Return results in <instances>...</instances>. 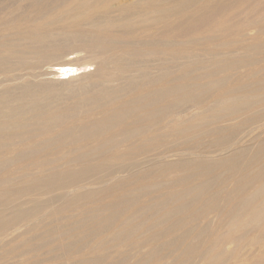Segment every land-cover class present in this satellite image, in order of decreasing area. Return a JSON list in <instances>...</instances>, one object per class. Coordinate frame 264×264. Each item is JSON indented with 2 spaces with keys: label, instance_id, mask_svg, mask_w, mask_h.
<instances>
[{
  "label": "bare ground",
  "instance_id": "1",
  "mask_svg": "<svg viewBox=\"0 0 264 264\" xmlns=\"http://www.w3.org/2000/svg\"><path fill=\"white\" fill-rule=\"evenodd\" d=\"M4 1V0H3ZM19 1V0H18ZM27 2V1H26ZM4 4V3H3ZM18 5L16 6V4H15V9L13 10V11H10V13H7L5 10H3V8H5V5H4V7H3V5H2V7H1V9L3 10V13H7L6 15H9V14H11V15H9V16H7L8 17V20L6 21V15L4 16V18H1L2 17V15H1V19L3 20V19H5V21L4 22H2V20H0V31H1V33H0V62H5V63H10L11 65L13 64V65H17L16 63H18L19 65H17V67L19 66V68L20 69H18V70H22L21 68L22 67H24V65L21 67V64H23V62H19V61H22V58H20V56L24 53V56L26 55V53L28 52L29 54L30 53H32L33 55H36L37 56V58L36 59H38V55H39V53H41L42 51H45L46 50V53H45V55H47V54H49V50H54L56 47V49H58V45L60 44L59 42H61V43H63V45L65 46L67 43L68 44H70L71 45V43H69L70 41H72V42H75V43H77L78 42V46L77 47H75V49L73 48V47H70L69 49L71 50V48H72V52H73V49H74V51H76V48H79V50L76 52V55L78 54V52H80L79 53V55H74V53H73V55L74 56H71L72 54H63V53H65L67 50H65V52L63 51L61 54H59V56L61 55L62 56V54H63V57L65 56V59H63L62 60V62L64 63L65 61H66V65L68 66V68L66 67L65 68V66H64V64L62 65H60V66H64V69H62V68H60L58 71H52V72H49L50 71V69H49V67L51 68V66H49V67H47L48 69H49V71H48V73H45L44 75H46V76H43V77H41L40 76V78L38 79L37 77H35V78H37L36 79V81H34V79L32 80V79H27L26 77H24L26 74H27V72H26V74L23 76V78H25V79H23L22 80V78H20L19 79V82L17 81V82H14V83H12V84H5V86L3 87V88H1L0 89V96L1 95H4V94H9L10 92H14L15 91V93L17 92L18 93V91L17 90H22V93H23V91L26 93V92H33L34 93V95H35V93H36V95L38 96L39 94H37V91L36 90H38L39 91V89L40 88H42V86H44V83H45V86H47V85H49V84H57V86L58 85H64L65 86V89L67 90H69V88L71 89L72 87H76V86H78V88H80L79 86V83H81V81L83 80V79H86V77H88L89 76V79L92 77V78H94L96 81L97 80H99V82H100V79H96L95 78V75H96V77H99V76H101L102 77V75H99V72H101L102 70H103V68L101 69V67L100 66H96V67H94L95 68V70H94V72H92V74L89 72V74L88 75H85L86 73L85 72H88V70L87 71H85L84 72V70L85 69H83L81 72H83V73H85L83 76H84V78L82 79V77L80 76V77H78V76H76L75 74H73V72H74V66L72 65L73 64V62H75L74 64H77L76 62H78L77 60H79V63L84 59V61L86 62V64L87 63H89V64H91L92 63V61H94L95 62V60H96V53L93 55V57L95 56V60H92L91 58H88L89 60L91 59L92 61H89V60H85V55H84V57H83V54H82V56H81V58H80V55H81V50H80V46L79 45H81V44H79V42L81 43V42H85V43H88V44H90V45H96V46H100L101 48H103V49H106V48H108L109 49V47L110 46H114L113 44L111 45V43L109 42V40L111 41L112 40V42H113V40H118V39H122V38H124V39H122V40H127L129 37H131V39H133V41H134V39H138V38H145V40L147 39V37H151V40H152V38L154 37H162L163 36V38H161V39H165V37H169V38H171V37H181V38H183L182 36H185V35H187V37H189V34H191V33H200L201 35H203V31L204 30H208V31H211V33L213 32V34L215 33V32H217L218 34H220V36H224V37H222V38H224L225 39V37L227 36V34H228V32L227 31H225L224 30V27L225 26H228V28L227 29H229V27H230V29H231V25L233 26V25H240V26H245L244 28H237V27H234V29H231V30H233L234 32H235V29L237 28V30H236V32L235 33H237V36L238 35H240V36H250V35H248V33L246 32V31H244L245 30V28L247 27V26H251V25H255L256 27H257V30H256V32H255V34H253L254 36H253V38L252 37H249V38H246V39H242V37H241V40H246V41H250V42H246V43H243V41H242V43L240 44L239 43V46H237V47H235L231 42H228V45L229 44H232L234 47H230L231 49L230 50H232L233 48L235 49H233L235 52H231L228 48H229V46L227 45V41L225 42V43H223L222 44V48L224 47V49L226 50V48H227V50H229L231 53H234V55L233 54H230V55H228V56H230V58L227 56V59H229V61H230V59H231V61H230V63L227 61V60H225V61H227V63H229V64H227V65H229V68H227V69H230V66H232L231 67V70H232V68H233V66L234 65H236V66H238L239 64H240V68H244L243 66H241V64H246V63H249V64H251V65H253V64H256V65H258V63L256 62V60H255V58L257 59V55H259V54H261L262 52H264V40L263 41H260V42H252L251 40L253 39V40H258V39H260V37H261V35L263 36V34H264V0H30V2H27V4H19V3H17ZM242 5H245L244 7H242ZM241 6V9H242V11H241V13L239 12L238 13V18H236V19H233L232 18V16L231 17H229L228 18V14H230L229 12H230V10H232L233 8H239ZM6 9V8H5ZM240 9V8H239ZM238 9V10H239ZM1 10V11H2ZM5 11V12H4ZM2 13V14H3ZM235 13V12H234ZM236 14V13H235ZM236 16V15H235ZM6 17V18H5ZM232 19H233V22H232ZM236 20V21H235ZM231 23H233V24H231ZM50 24H57L58 26H55V27H49V25ZM229 24H230V26H229ZM249 26V27H250ZM239 27V26H238ZM251 27H253V26H251ZM240 29V30H239ZM247 29V28H246ZM250 29V28H249ZM248 29V30H249ZM255 29V28H254ZM252 30V29H251ZM254 31V30H253ZM253 31H251V32H253ZM250 32V31H249ZM250 32V33H251ZM224 34V35H222V34ZM205 34V33H204ZM230 34V33H229ZM252 34V33H251ZM226 35V36H225ZM197 37H200L199 36V34L198 35H196ZM203 36H204V38H205V41H204V38H203ZM203 36H201L202 38H203V41L206 43V41L208 40V38L207 37H205V35H203ZM211 36H212V34H211ZM215 36H216V34H215ZM218 36V35H217ZM217 36H216V38H215V41L216 40H218L217 39ZM228 36H230V35H228ZM236 36V35H235ZM125 37H128V38H125ZM156 37V38H157ZM177 37V38H178ZM190 37H192L191 35H190ZM195 37V36H194ZM200 37V38H201ZM209 37V36H208ZM213 37V39H214V36H212ZM219 37V36H218ZM174 38V39H175ZM176 38V39H177ZM186 38V37H185ZM201 38V39H202ZM238 37H236L235 39L234 38H232V39H234V40H236ZM250 38H252V39H250ZM263 38H264V36H263ZM160 39V40H161ZM171 39H173V38H171ZM171 39H166L168 42L169 41H171ZM178 39H180V38H178ZM199 39V38H198ZM210 39V38H209ZM219 39H221V38H219ZM226 39L228 40L229 38H227L226 37ZM261 39H262V37H261ZM145 40H143V41H145ZM150 39L148 38V41H149ZM182 40V39H181ZM186 40H189V41H186V46H187V42H190L189 44H191L192 42L191 41H193V43H194V41H196L197 40V38H196V40H193V38H192V40L191 39H186ZM191 40V41H190ZM231 40V39H230ZM229 40V41H230ZM233 40V41H234ZM240 40V39H239ZM240 40V41H241ZM63 41V42H62ZM65 41H69V42H65ZM77 41V42H76ZM119 41V40H118ZM128 41V40H127ZM133 41L131 42V43H133ZM147 40L145 41V43H147L148 42ZM153 41V40H152ZM151 41V42H152ZM167 41H163V43L161 42V46H164V45H166V43H168ZM173 41V40H172ZM179 41V40H178ZM199 41V42H198ZM197 41V43L199 44V45H201V46H203V43L201 44V42L200 41H202V40H198ZM202 41V42H203ZM222 41H224V40H222ZM238 41V40H237ZM237 41H235V42H237ZM259 41V40H258ZM115 42V41H114ZM120 42H122L121 40H120ZM124 43L126 42V41H123ZM136 42H138V40L136 41H134V43H136ZM150 42V44H153L154 45V43L153 42H155V41H153L152 43ZM160 42V41H159ZM164 42H166L165 44H164ZM175 42V41H174ZM180 42V41H179ZM178 42V45L179 44H182V42H183V40L181 41V43H179ZM218 42V41H217ZM239 42V41H238ZM237 42V43H238ZM57 43H59V44H57ZM75 43H73L74 45H71V46H76L75 45ZM140 43H142V42H140ZM149 43V42H148ZM148 43H147V45H148ZM158 42H156L155 44H157ZM176 44H177V41L175 42ZM204 43V44H205ZM211 42H209L208 44H210ZM213 43H215V42H213ZM219 43V42H218ZM55 44H57V46L55 47ZM83 44V43H82ZM115 44H117V41H116V43ZM119 44L120 43H118L117 45V47H118V49L119 48H121V50H123V48L125 49V52H123V53H126V54H128L130 57H132V56H134V58H135V55H137V54H139V52H137V51H140V50H134V49H136V48H133V47H135V45L134 46H130V45H128L127 43V46L126 45H124V46H122V47H119ZM122 44V43H121ZM137 44V43H136ZM162 44H164V45H162ZM173 44V45H172ZM198 44H196V45H194V46H197ZM54 45V46H53ZM138 46H139V43L137 44ZM142 44H140V46H141ZM145 45V44H144ZM146 45V46H147ZM212 44H210V46H211ZM226 45L228 46V47H226ZM62 46V45H61ZM61 46H59V47H61ZM64 46H63V48H64ZM149 46V45H148ZM152 46V45H151ZM154 46H156V45H154ZM154 46H152V48L154 47ZM157 46H160V45H157ZM156 46V47H157ZM167 46H169V47H174V43L172 42V43H169V45L167 44ZM166 46V47H167ZM175 46H177V45H175ZM184 47V46H182L183 48H186L187 49V47ZM190 45H188V47H189ZM205 46H208L207 44H205ZM231 46V45H230ZM66 47H67V45H66ZM68 47H69V45H68ZM87 49H88V47H87V45L85 46ZM84 47V48H85ZM115 47H116V45H115ZM117 47H116V49L115 50H117ZM145 47V46H144ZM143 47V48H144ZM165 47V46H164ZM180 47V46H179ZM182 47L181 48H179L180 50L182 49ZM192 47V46H191ZM190 47V48H191ZM209 47V46H208ZM217 47V46H216ZM219 47V46H218ZM221 47V46H220ZM219 47V48H220ZM62 48V47H61ZM61 48H60V50H61ZM81 48H83V46L81 47ZM140 48V47H139ZM142 48V49H143ZM147 48H151V47H145V49H147ZM155 48V47H154ZM160 48H162V47H160ZM212 48H213V45H212ZM215 48V47H214ZM49 49V50H48ZM68 49V52L70 51ZM113 49H114V47H113ZM126 49L128 50V51H126ZM145 49H143L144 51H146V52H144V53H147L148 52V50H145ZM166 49V48H165ZM169 50H173V51H175V50H177V49H171V48H168ZM168 49H166V53H169V52H172V51H169ZM186 49H184V50H186ZM211 49V48H210ZM85 51H86V49H84ZM83 50V52L85 53V51ZM88 50H90V48L88 49ZM109 50H111V51H114V56L116 55L115 54V50H112L111 48L109 49ZM120 50V49H119ZM167 50H168V52H167ZM180 50H177V51H179V53H181L180 52ZM215 50H216V48H215ZM217 50H218V48H217ZM221 50V49H220ZM219 50V51H220ZM226 50V51H227ZM48 51V52H47ZM55 51H59V50H55ZM55 51H53V52H55ZM91 51V50H90ZM106 51V50H105ZM157 51V50H156ZM161 51V50H160ZM189 51V50H188ZM187 51V53H189ZM206 51H207V49H206ZM229 51H227V54H229ZM71 52V53H72ZM107 52H108V50H107ZM151 51H149V53H147V54H149V56L151 55V53L153 52V49H152V52L150 53ZM154 52H155V50H154ZM153 52V53H154ZM161 52H165L164 50L163 51H161ZM204 52V51H203ZM208 52V51H207ZM221 52V51H220ZM51 53L52 52H50V57H48V59L50 58V59H52V56L54 55H51ZM56 53L57 52H55V57L57 58V56H58V54H57V56H56ZM58 53H60V52H58ZM67 53V52H66ZM109 53V52H108ZM119 53V52H118ZM117 53V54H118ZM143 52L141 51L140 52V54H142ZM143 53V54H144ZM152 53V54H153ZM158 53V52H157ZM178 53V54H179ZM191 54H193V56L191 55V54H189V55H191L192 57H194V52H190ZM218 53V52H217ZM223 52H221V54H222ZM88 54H91V56H92V54L93 53H89V52H87V54L86 55H88ZM105 54V53H104ZM110 54H111V52H110ZM109 54V57H108V55H107V53H106V56L105 57H108V58H106V64H105V67H106V65L107 64H112V61L110 62V63H108V59H111L112 57H113V55L111 54L110 55ZM120 54V53H119ZM122 54V53H121ZM139 54V56L142 58V55H140ZM146 54V55H147ZM154 54H156V52L154 53ZM162 54V53H161ZM178 54H176L175 56H177ZM185 54V53H184ZM214 54H216V53H214ZM40 55H42V54H40ZM70 55V56H69ZM163 55H165L164 53H163ZM173 55V54H172ZM182 54H180L179 56H181ZM189 55H187V56H189ZM198 55V54H197ZM212 55V54H211ZM44 55H42V58H44V57H46L47 58V56H49V55H47V56H44ZM60 56V58H63V57H61ZM79 56V57H78ZM90 56V55H89ZM88 56V57H89ZM98 57H99V55H97ZM101 56V55H100ZM104 56V55H103ZM112 56V57H111ZM117 56V55H116ZM122 56H124V55H122ZM144 56V55H143ZM148 55H147V57H149ZM152 56V55H151ZM156 56V55H155ZM155 56H153V57H155ZM162 56V55H161ZM178 56V57H179ZM184 56V55H183ZM218 56H220V54L219 55H216V57L218 58V60H219V58L220 57H218ZM226 56V55H225ZM225 56H223V57H225ZM231 56H233V57H231ZM260 56V55H259ZM258 56V57H259ZM26 57V56H25ZM102 57V56H101ZM111 57V58H110ZM140 57H138V58H140ZM146 57V56H145ZM153 57H151V59H154ZM169 57H172V56H169ZM168 57V58H169ZM185 57V59H187L186 58V56H184ZM196 57V56H195ZM213 56H211L209 59H211V60H213V58H212ZM262 57H264V56H262ZM262 57H260V58H262ZM17 58H20V59H18V61L16 60ZM29 58H30V55H29ZM53 58H54V56H53ZM56 58H54V59H52V60H54L53 62H55L56 63ZM59 58V57H58ZM59 58V59H60ZM78 58V59H77ZM83 58V59H82ZM118 58V57H117ZM117 58H116V60H114V61H116L115 62V65H116V67H118V68H116L118 71H120L121 69H123V70H127V69H125L126 68V66L125 65H127L125 62H124V59H123V61H122V58H121V60L119 59V60H117ZM144 58V57H143ZM150 58V57H149ZM163 58V57H162ZM161 57L160 58H158V57H156V60L157 59H159V61H161L160 59H162ZM216 58V59H217ZM31 60H32V56H31V58H30ZM33 59H34V57H33ZM35 59V60H36ZM45 59V58H44ZM58 59V60H59ZM77 59V60H76ZM101 59H104L103 57L101 58ZM114 59H115V57H114ZM132 59V58H131ZM145 59V58H144ZM143 59V60H144ZM174 58L172 57L171 59H169V60H173ZM182 59H184V58H182ZM215 59V61H217ZM39 60V59H38ZM57 60V63H56V65L58 64V62H60L61 63V61L59 60L58 61ZM74 60H76V61H74ZM98 60H99V58H98ZM112 60H113V58H112ZM126 60H127V58H126ZM129 60H130V58H129ZM129 60H128V62H129ZM138 61V59H135V61ZM188 60V59H187ZM186 60V61H187ZM205 60H206V58H205ZM220 60H222V61H224L223 60V58H221ZM263 60H264V58H263ZM262 60V61H263ZM43 61V60H42ZM49 61V60H48ZM89 61V62H88ZM101 60H99V62H100ZM103 61V60H102ZM101 61V62H102ZM136 61V63H138ZM154 61V60H153ZM158 61V60H157ZM157 61H155V63H158V65L159 66H161V68H162V70H167V66L169 67V66H171V65H169V64H167V63H164V62H167V61H165V60H163L164 62V65H165V67H164V65H163V63H162V61L161 62H157ZM189 61V60H188ZM191 61V60H190ZM199 61V60H198ZM224 61V62H225ZM16 62V63H15ZM26 62V61H25ZM29 62V61H28ZM50 62H51V60H50ZM49 62V63H50ZM72 62V64H69V63H71ZM127 62V63H128ZM143 62H145V61H143ZM152 61H150V64H148L149 65V67L151 66V64H153L154 62H152ZM172 62V61H171ZM173 62H175L174 60H173ZM200 62H201V60L198 62L199 64H200ZM203 63L205 62V61H202ZM214 62V61H213ZM254 62H256V63H254ZM5 63H3L4 64V66H5ZM15 63V64H14ZM21 63V64H20ZM31 63H32V61H31ZM43 63H44V65H46V64H48L49 65V63L47 62L46 63V61H43ZM43 63L41 64V65H43ZM46 63V64H45ZM59 63V64H60ZM114 63V62H113ZM130 64L132 63V62H129ZM128 63V66H129V69H130V67L132 66V65H130ZM145 63H147V62H145ZM161 63H162V65H161ZM203 63H201V65L203 64ZM217 63V62H216ZM219 63H220V61H219ZM218 63V64H219ZM253 63V64H252ZM3 64H2V66H3ZM25 64V63H24ZM29 64V63H28ZM37 64V63H36ZM82 64H84V62L82 63ZM86 64H84L82 67H86L87 65ZM88 64V65H89ZM93 64V63H92ZM91 64V65H92ZM96 64V63H95ZM95 64H94V66H95ZM110 64V65H111ZM139 64H142V59H141V63L139 62ZM138 64V66H139V68H140V66H142V65H139ZM173 64H175V63H173ZM209 64V63H208ZM213 64H215V63H213ZM211 65V66H209V70L210 71H212L213 69H215L216 70V68H217V65H215V67H213L214 65ZM222 64V63H221ZM221 64H219V65H221ZM226 64V63H225ZM263 64V63H262ZM1 65V64H0ZM31 65V64H30ZM50 65H52L51 63H50ZM54 65V64H53ZM79 65V64H78ZM77 65V66H78ZM90 65V66H91ZM98 65H100V64H98ZM101 65H104V62L103 63H101ZM134 65V64H133ZM157 65V64H156ZM155 65V66H156ZM157 65V66H158ZM204 65V64H203ZM201 66V69H202V67H203V69H204V66ZM218 65V66H219ZM247 65V64H246ZM245 65V66H246ZM251 65H247V66H251ZM3 66V67H4ZM35 66V65H34ZM55 66V65H54ZM59 66V65H58ZM76 66V65H75ZM76 66V67H77ZM125 68H124V67ZM143 66H144V64H143ZM143 66L141 67V68H143ZM145 66H146V64H145ZM247 66H246V69L247 70H250V67L249 68H247ZM259 66V65H258ZM3 67H1V68H3ZM37 67V66H36ZM42 66H40V69H43V68H41ZM81 67V66H80ZM102 67H104V66H102ZM107 67H110V66H107ZM114 67V66H113ZM113 67H111V68H113ZM123 67V68H122ZM136 68H134V70H136V69H138V67L137 66H135ZM153 67V69H155L154 68V65L152 66ZM166 68V69H164V68ZM182 67V66H181ZM189 67V66H188ZM187 67V68H188ZM221 67H224L225 69H226V67H228V66H224V65H222ZM220 66L218 67V68H220V69H222ZM254 67V69H255V65L253 66ZM260 67H263V66H260ZM0 68V69H1ZM53 68V67H52ZM51 68V69H52ZM57 68V67H56ZM94 68H92V66H91V71H93L92 69H94ZM115 68V67H114ZM146 68V67H145ZM147 68H148V66H147ZM183 68V67H182ZM191 68V67H190ZM207 68V67H206ZM205 68V69H206ZM236 67L234 66V69H235ZM239 68V69H240ZM4 70H5V67L3 68ZM26 69V68H25ZM25 69H23V71L22 72H24V70ZM29 69V68H28ZM31 69V68H30ZM29 69V70H30ZM45 69V70H44ZM43 70L44 71H46V68H44ZM87 69V68H86ZM115 69V70H116ZM120 69V70H119ZM128 69V70H129ZM169 69V72H172V70H171V68H168ZM181 69V68H180ZM184 69V68H183ZM189 69V68H188ZM201 69H199V70H197V71H200ZM205 69H204V71H205ZM245 69V68H244ZM258 69H259V67H258ZM258 69H256V72H255V70H254V73H253V71H252V73H250V75H247V80H249V81H247L246 83H242L241 85L239 84V86L238 87H236V89H233V88H227V89H225V91H223V92H220V91H222V89L223 88H221V87H219V85H220V82H216L215 80H213L215 77L214 76H217V78L219 77V75L221 76V73H219V75L217 74V72H219V69H218V71L216 70L215 72H214V78L212 79L210 76V80H211V82H215V83H213V84H209V85H207V87H205L204 88V86H206V85H204L202 82V84H203V87L202 88H204L202 91H203V93L205 92L206 94H208V96L207 95H205L206 97H209V94H210V92H213L214 93V91H215V89H217V88H215V87H218L219 89L218 90H220V88H221V90L219 91V93H218V95L216 94L215 96H219V98H215V96H214V94L212 95V96H214L213 98H215L216 100H214V102H212V103H214L213 104V106L212 107H210V109H209V111L212 113V114H210L208 117H203L202 115L201 116H194V117H196V118H194V119H196V121L194 122L193 121V124H191V126L190 127H188V126H186V125H184L186 128L184 129V131L185 132H187V130H188V132L189 131H191L192 129H194V128H198V131H193V132H191L190 133V136H193V135H196L197 133V135H200V136H203L204 138H210V140H209V143H207V144H204L203 143V145L201 144H198L197 142H200V140L198 141L197 140V144L199 145V146H204V147H215V148H213L212 150H210V151H207L206 149H204V150H206V151H201V153H204L205 155L204 156H202V158H204L203 159V162H205V163H200L201 161H202V158L200 159L201 161H199V163H195L196 161H194V160H197L196 158L194 159V158H191L190 160L191 161H193V162H191L190 160H188L187 162L189 163V164H185V162L184 161H182V163H184V165H189V166H194V165H196L197 166V168H196V166H195V168L196 169H198L199 171H200V175H202V174H204V175H209L210 176V174H212L213 175V173H211V172H213V171H216V170H219V169H221L219 172L220 173H218L217 175H215V172H214V176H211V177H208V179L207 180H205V182H202L201 184H199V185H195L196 187L194 188V185H190L189 183V185H190V191H189V186L187 187V186H185V187H187L188 189V191L190 192L189 194L191 195V193L193 194V192L196 190V192L197 193H199V192H201L202 194H206V193H208V192H210V191H212L214 188L216 189V186H218V185H223V184H221L222 182H226L227 183V181L228 180H230L229 182V185H230V188H227L226 187V185L228 184H226L225 185V187L227 188H224V185H223V188L224 189H222L221 191H220V189H219V191H217V190H215V191H217V192H214V194H216V196H217V194H219V195H221V193H224V195L222 196V199H220V200H218L217 198H216V196L215 197H211L210 198V200H209V202H206L207 204V206L208 205H210V206H214V208H213V211H214V209H217L218 207H221L222 206V208H223V213H226V214H224L225 215V217H227V218H229V220H232V219H235V217H237V216H241V217H245L244 218V223H245V225L247 224V226L248 225H250V224H253V223H255V224H258V223H264V139H262L261 137L264 135V69L262 68V70L263 71H261L260 69H259V71H261V72H257V70ZM42 70V71H43ZM127 70V72H129ZM142 70V69H141ZM140 70V71H141ZM148 71H149V68L147 69ZM150 70H152V68L150 69ZM156 70H159L158 68H156ZM156 70H153L154 72L156 71ZM180 71L179 69H176V72H178V71ZM190 70H192V69H190ZM189 70V71H190ZM223 70V69H222ZM231 70H228V71H231ZM238 70V69H237ZM237 70H235V72L237 71ZM12 71V70H11ZM11 71L10 70H8V73L10 72L11 73ZM14 71H16V69L14 70ZM26 71H28V70H26ZM31 71H34V72H36L35 70H33V68H32V70ZM90 71V70H89ZM96 71V72H95ZM118 71H116V72H118ZM160 71V70H159ZM168 71V70H167ZM174 72H175V70H173ZM185 71V70H184ZM193 71V70H192ZM203 71V72H204ZM206 71H208L207 69H206ZM205 71V72H206ZM209 71V72H210ZM224 71V70H223ZM222 71V72H223ZM227 70H225V72H226ZM227 71V73L229 74V72ZM233 71V70H232ZM230 72V76H232L231 75V73H233V72ZM1 72H2V69H1ZM0 72V73H1ZM18 72V71H17ZM19 72H21V71H19ZM21 72V73H22ZM30 72V71H29ZM28 72V73H29ZM103 72V74H104V71H102ZM102 72H101V74H102ZM108 72V71H107ZM120 72H122V71H120ZM123 72H126V71H123ZM133 72H135V71H133ZM139 72V71H138ZM142 73L143 72H145V71H141ZM151 73H149L148 72V76H149V74L151 75L152 74V71H150ZM161 72V71H160ZM164 72V71H163ZM163 72H162V74H163ZM191 72V71H190ZM190 72H187V73H189L188 75H189V80H194V81H197V79H195L194 77L193 78H191L190 79V77H192V75H191V73ZM202 71H200L199 73L201 74V75H205V74H203V72L201 73ZM251 72V71H250ZM5 73V72H4ZM7 73V72H6ZM8 73L7 74H3V73H1V74H3L6 78V80H7V75H8ZM12 73H14V72H12ZM25 73V72H24ZM37 73L39 74V75H41L38 71H37ZM119 73V72H118ZM132 73V72H131ZM129 74V73H124L125 75H127L128 74V78H129V80L131 81V80H134V77L136 76H134V74L132 73V74ZM140 73V72H139ZM138 73V74H139ZM142 73H140L139 75H141L142 76ZM166 73V72H165ZM173 73V72H172ZM185 73V72H184ZM215 73H216V75H215ZM224 73V72H223ZM222 73V74H223ZM239 73V72H238ZM248 73H249V71H248ZM14 74H16V73H14ZM30 74H31V72H30ZM30 74H27V75H30ZM78 74H82V73H78ZM77 74V75H78ZM111 74V73H110ZM113 74H114V72H113ZM120 74V73H119ZM122 74V73H121ZM120 74V77L123 75H121ZM136 74V73H135ZM138 74H137V76H138ZM144 75H145V73H143ZM157 74V75H156ZM156 76H158L159 77V79L162 77L163 78V75H167V74H169V75H172L171 73H168L167 72V74H163V75H161V76H159L158 75V71L156 72ZM160 74V73H159ZM178 74V73H177ZM176 73L174 74L175 76V78L174 79H176V75H177ZM180 74H183V73H179V75ZM200 74L198 75L200 78H201V76H200ZM225 74V73H224ZM223 74V75H224ZM243 74V73H242ZM245 74V73H244ZM243 74V75H244ZM2 75V76H3ZM10 75H12V74H10ZM17 75V74H16ZM15 75V77H17ZM51 75V76H50ZM55 75H57V76H55ZM98 75V76H97ZM106 75H109V73H106L105 72V77H103L104 78V80H105V78H106V81L108 80V78L109 79H111L112 78V76H115L116 74H114V75H110L111 77H108V76H106ZM125 75L123 76V79H125L126 81H127V77H125ZM130 75V76H129ZM134 76L133 77V79H131V77L132 76ZM188 75H184L183 74V78H184V76H188ZM191 75V76H190ZM222 75V76H223ZM226 75V74H225ZM243 75H241L242 77H243ZM1 76V75H0ZM22 76H20V77H22ZM148 76L146 75L145 77L148 79ZM152 77L150 78L151 79V81H149V80H147V79H145V80H147V82H152V83H154V81L152 80V78H153V76L154 75H151ZM155 76V77H156ZM182 76V75H181ZM195 76V75H194ZM227 77H229L230 79H232L229 75H226ZM226 76H224L225 78H227ZM245 76V75H244ZM8 77H9V75H8ZM14 76H13V78H15ZM28 77V76H27ZM39 77V76H38ZM119 77V78H120ZM144 77V76H143ZM143 77H140V79L142 78V79H144ZM150 77V76H149ZM154 77V78H155ZM158 77H156L157 79H155V80H157L158 81ZM206 77H207V75H206ZM205 76H204V80H205V78H206ZM208 77V78H209ZM238 77V79H242V78H240L239 76H237ZM236 77V78H237ZM2 78V77H1ZM118 77H114V81H116L115 79H117ZM122 78V77H121ZM137 78H139V77H137ZM136 77H135V80L137 81V82H135L136 84L138 83V87H141V85H143V81L141 82V85L139 84L140 82H138V80H140V79H137ZM153 78V79H154ZM162 78H161V80H162ZM166 78H167V76H166ZM172 78V79H173ZM181 78V80H185V79H183L182 77H179V79ZM197 78V77H196ZM246 78V77H245ZM9 79V78H8ZM16 79V78H15ZM18 79V78H17ZM94 79H90V80H92V85H96V84H93L94 82H93V80ZM164 79V78H163ZM173 79V80H174ZM178 79V78H177ZM176 79V80H177ZM179 79H178V81H179ZM199 79V78H198ZM202 79V78H201ZM229 79V80H230ZM234 79V78H233ZM89 80V81H90ZM94 80V81H95ZM118 80V79H117ZM128 80V81H129ZM134 80V81H135ZM161 80H159V81H161ZM169 80H171V78H169ZM175 80V81H176ZM191 80V82H193ZM209 80V79H208ZM207 80V81H208ZM213 80V81H212ZM228 80V81H229ZM237 79H235L234 81H236ZM9 81H11L10 79H9ZM8 81V82H9ZM15 81V80H14ZM103 83H104V81H103V79L101 80ZM120 81V80H119ZM122 81V80H121ZM126 81H124V82H126ZM133 81V82H134ZM162 81H164V80H162ZM167 81V80H166ZM186 81V80H185ZM201 81V80H200ZM238 82H240V80H237ZM241 81H243V80H241ZM4 82V81H3ZM8 82H5V83H8ZM11 82H13V81H11ZM37 82H38V84H41V83H43L42 85H40L41 87H39V85H37ZM88 82V81H87ZM111 82L112 83H110V82H108L109 84H111L110 86H111V88H109V89H113V83H115V82H113V80H111ZM132 82V81H131ZM187 82H188V77H187ZM189 83V84H191L190 85V87L192 88V93L190 92L191 91V89L188 87V85H187V87L190 89V91H189V89H188V91L191 93V95H193L194 93H197V91H199L200 89L199 88H201V86H202V84H200L199 85V83H197V86H198V88H196L197 86H196V83L195 82H193V83ZM198 82V81H197ZM205 82V81H204ZM233 82V81H232ZM46 83H47V85H46ZM90 83V84H91ZM97 83V82H96ZM101 83V82H100ZM100 83H98L97 84V86L96 87H98L99 85H100ZM106 83V82H105ZM108 83H106L107 85H108ZM121 83V82H120ZM119 83V84H120ZM127 83V82H126ZM126 83H124V84H126ZM134 83V84H135ZM161 83V82H160ZM164 83H165V81H164ZM167 83H168V85H169V83H172V80L171 81H167ZM176 83H178V82H176ZM183 85H186L187 83H185L184 81H183ZM195 83V84H194ZM236 83V82H235ZM82 84H83V82H82ZM106 84H105V86L103 85V86H101V87H106ZM113 84V85H112ZM116 84H118V83H116ZM118 84V85H119ZM122 84H123V81H122ZM135 84V85H136ZM145 84V83H144ZM155 84H157V83H155ZM173 84V83H172ZM171 84V85H172ZM192 84H194V86H196L195 87V90L196 89H198V90H196V92H194L193 93V85ZM227 84V83H226ZM88 85H89V83H88ZM92 85L90 86L91 87V91H93V88L95 87H92ZM128 86H129V84H127ZM130 85H131V83H130ZM133 85V84H132ZM151 85V84H150ZM163 85V84H162ZM161 85V86H162ZM164 85H166V84H164ZM178 85L180 86H182L183 88H184V86L182 85V83H178V84H176L175 85V83H174V86L176 87H178ZM221 85H222V83H221ZM220 85V86H221ZM232 85V84H231ZM44 86V87H45ZM82 86H84V90H85V88H86V86H85V83H84V85H82ZM114 86H117V85H114ZM126 85H124V86H120V87H118V88H121L122 87V89L125 87ZM147 86V85H146ZM161 86L159 87V88H161ZM167 86V85H166ZM166 86L164 87V86H162V88L164 87V90L167 92V90L165 89L166 88ZM181 86L180 87H178V88H181ZM224 85H222V87H223ZM234 87L236 86V85H233ZM232 86V87H233ZM43 87V88H44ZM51 87V86H50ZM63 87V86H62ZM67 87V88H66ZM95 87V88H96ZM100 87V86H99ZM99 87H98V89H99ZM100 87V88H101ZM132 87V86H131ZM154 86H152V87H150V88H148L147 87V89H149L148 91H152L153 89H151V88H153ZM169 87V86H168ZM174 87V89H176ZM186 87V88H187ZM46 88V87H45ZM44 88V89H45ZM52 88V87H51ZM51 88H47L48 90L49 89H51ZM60 88V87H59ZM129 89V87H125L124 89ZM134 88H137V87H135L134 86ZM133 87H132V89H134ZM171 88H173V86L171 87ZM171 88H169V89H171ZM177 88V90H176V93H177V96H178V93L179 92H177L179 89ZM182 88V89H183ZM201 88V89H202ZM215 88V89H214ZM46 89V90H47ZM61 90H63L64 89V87H63V89L62 88H60ZM63 90V91H61V92H63V93H65L66 92V90ZM97 89V88H96ZM96 89H94V90H96ZM106 89V88H105ZM126 89V90H127ZM168 89V91H169V93H172V96H173V94H176L175 93V91L174 92H171V91H173L174 89H172V90H169ZM185 89V88H184ZM214 89V90H213ZM231 89V90H230ZM43 90V89H42ZM42 90H40L39 92H40V94H41V92H43ZM46 90L43 92V94H45L46 95V93H47V95L50 93V92H52L51 90H50V92L48 93V92H46ZM47 90V91H48ZM72 90V89H71ZM70 90V91H71ZM80 90H81V88H80ZM87 91H89L88 93H90V90H88V89H86ZM126 90H124V91H126ZM136 90V89H135ZM134 90V91H135ZM140 90H141V88H140ZM163 90V89H162ZM211 90H213V91H211ZM227 90H229V91H227ZM19 91V92H20ZM36 91V92H35ZM75 91V90H74ZM78 91V90H77ZM76 91V92H77ZM82 91V90H81ZM111 91V90H110ZM123 91V92H124ZM128 91H132L131 90V88H130V90H128ZM137 91H138V89H137ZM136 91V92H137ZM147 91V90H146ZM145 90H144V92H146ZM149 92V93H151L152 95V98H150L151 100H149V104L147 105L149 108L153 105V106H156V104L158 103L159 104V101H161V99L163 100L165 97L167 98V97H169V98H171L172 99V97H171V95H168V96H164V95H167L166 94V92L164 93V92H162V93H160V91H156L155 90V88H154V91H155V94L154 93H152V92ZM55 92V91H54ZM79 93H80V91H78ZM83 92V91H82ZM98 93H100V90H98L97 91ZM96 92V93H97ZM103 92V91H102ZM141 92H142V94L144 93L142 90H141ZM180 92H181V90H180ZM183 92H184V90H183ZM200 92V91H199ZM198 92V93H199ZM217 92V91H216ZM25 93L23 94V98H24V100H25ZM68 93V92H67ZM67 93H65V95L67 94ZM75 93V92H74ZM74 93L72 94V93H70L69 92V94H72L71 96H73V99H74V97L76 98L77 96H79V100H81L80 99V97H81V95L84 93V94H87V93H85V92H83L81 95H79V93H76L75 95H77V96H75L74 95ZM95 93V95H97ZM104 93H105V91H104ZM111 93H112V91H111ZM148 93V94H149ZM168 93V92H167ZM197 93V94H198ZM204 93V94H205ZM11 94V93H10ZM28 94V93H27ZM32 94V93H31ZM101 94V93H100ZM103 94V93H102ZM118 94H120V93H116V95H118ZM124 94V93H123ZM137 94V93H136ZM185 95L186 93L184 92V93H182V95ZM196 94V95H197ZM199 94H202L201 92L199 93ZM199 94L197 95L198 97H199ZM212 94V93H211ZM210 94V95H211ZM17 95V94H16ZM15 95V96H16ZM29 95V94H28ZM34 95L32 96L31 95V97L33 98L34 97ZM45 95H44V97H45ZM47 95H46V98H47ZM49 95H56V93L55 94H52V93H50ZM59 95V94H58ZM58 95H56V96H58ZM68 95V94H67ZM92 95H94L93 94V92H92ZM91 95V96H92ZM107 95V94H106ZM112 95V94H111ZM115 95V96H116ZM145 95H146V93H145ZM150 95V94H149ZM187 95V94H186ZM203 95V94H202ZM11 96V95H10ZM10 96L8 97L9 99H7L8 101H6L5 99H3V100H5L4 102H8L9 103V100L11 99L10 98ZM14 96V97H15ZM18 96H19V93H18V95H17V99H16V101H18V99H20V97L18 98ZM20 96H22V95H20ZM40 96V95H39ZM38 96V97H39ZM41 96H43L42 94H41ZM56 96H55V98H56ZM62 96H64V94H62ZM70 96V95H69ZM70 96V97H71ZM83 96V95H82ZM86 96V95H85ZM87 96H88V94H87ZM86 96V97H87ZM98 96V95H97ZM100 96V95H99ZM108 96H109V94H108ZM108 96H105V98H107V99H109V101L113 98V97H108ZM123 96H125V94L123 95ZM139 96V97H138ZM135 95V97L138 99H140V96H141V99L142 98H144L145 96L143 95V97H142V95H141V93H140V95ZM147 97H148V95H146ZM164 96V97H163ZM177 96H175V98L177 97ZM180 96H181V94H180ZM204 96V97H205ZM4 97V96H3ZM30 97V96H29ZM51 97V96H50ZM49 96H48V98L47 99H45V101L46 100H48V102H49V98H50ZM53 97V96H52ZM65 97V96H64ZM90 97V96H89ZM94 97H96V96H94ZM104 97V95L102 96V97H100V98H103ZM182 97V96H181ZM186 97V96H185ZM190 95H189V99H190ZM7 98V97H6ZM13 98V97H12ZM23 98L20 100V101H22L23 100ZM31 98V100H33ZM34 98H36V97H34ZM54 98V97H53ZM53 98H50V100L51 99H53ZM59 97H57V99L56 100H58V102L63 98V97H61V99L59 98ZM72 98V97H71ZM78 98V97H77ZM83 99H82V102L83 103H87L86 101L88 100V99H86V98H84V97H82ZM88 98V97H87ZM97 99H99L98 97H96ZM96 98H95V100H94V98H93V101H96ZM111 98V99H110ZM115 98H120V96L118 95V97L116 96ZM134 98V97H133ZM146 98V97H145ZM180 98V97H179ZM196 98V97H195ZM200 98L202 99L201 101H203V102H206L207 100H209V98L207 99V98H203V96L201 97L200 96ZM212 98V97H211ZM13 99H15V98H13ZM29 99V98H28ZM37 99V98H36ZM35 99V100H36ZM39 99V98H38ZM38 99H37V101H38ZM40 99H41V97H40ZM64 99V98H63ZM62 99V101L63 102H65V100H63ZM86 101H85V100ZM130 99V98H129ZM127 100V99H125V100H127V101H129V102H127V101H125L124 100V98L123 99H120V100H123V101H125L124 102V105H125V103L127 102V103H131V101L130 100H132V99H130V100ZM181 99V98H180ZM184 99V97L179 101V102H177V101H175V99H172L171 101H175V102H177L178 104L180 103L181 104V101ZM193 100H194V98H192ZM192 99H190V100H192ZM203 99H206V101H204ZM27 100V99H26ZM41 100H43V99H41ZM54 100V99H53ZM53 100H51L52 101V104H53ZM66 100H70V98H68L67 97V99ZM90 100V99H89ZM100 101H101V99H99ZM99 100H97L98 102H99ZM115 102L117 101V100H119V99H117V100H115V99H113ZM145 100V99H144ZM146 100H147V98H146ZM166 100V99H165ZM169 99H167V101H168ZM198 101H199V98L197 99ZM11 101H12V99H11ZM13 101H15V100H13ZM13 101H12V103H13ZM29 101V100H28ZM36 101V102H37ZM61 101V102H62ZM75 101V100H74ZM85 101V102H84ZM91 101V100H90ZM109 101L107 100V102H106V100L104 101V98H103V101L101 102L102 104H103V102H105L104 104H106V103H108V104H106V105H108L109 106ZM112 101V100H111ZM114 101H112V103L114 104L115 102ZM123 101H121L122 103H123ZM138 101V100H137ZM142 101V100H141ZM148 101V100H147ZM147 101H144V102H147ZM174 101L173 102H171L172 104H173V108L175 109L176 107H175V105H174ZM197 101V102H198ZM211 101V100H210ZM19 102V101H18ZM23 102V101H22ZM25 102V101H24ZM23 102V103H24ZM39 102V101H38ZM44 103V100L43 101H40V104H43ZM62 102V103H63ZM70 102V101H69ZM71 102H73V100L71 101ZM79 102V101H78ZM81 102V101H80ZM82 102H81V104H82ZM118 102V101H117ZM138 102H140V101H138ZM137 102V103H138ZM186 102V101H185ZM184 102V103H185ZM192 102V101H191ZM0 103H3V102H0ZM97 103V102H96ZM112 103H111V107H112ZM126 103V104H127ZM134 103V102H133ZM131 104V106L133 105L134 106V104ZM161 103H163V102H161ZM166 103H169V102H166ZM171 103H169V104H171ZM183 103V102H182ZM193 103H194V101H193ZM200 103V102H199ZM5 104V103H4ZM18 104V107H19V103H17L16 102V105ZM21 104V103H20ZM31 104V103H30ZM34 104H35V102H34ZM54 104H57V103H54ZM64 104V103H63ZM62 104V105H63ZM67 104H68V101H67ZM71 104V103H70ZM73 104H75V103H73ZM72 104V105H73ZM77 104V103H76ZM95 104V103H94ZM98 104V103H97ZM120 104V103H119ZM117 105V106H120V105ZM135 104H136V102H135ZM141 104H143V103H141ZM164 104V103H163ZM179 104V105H180ZM198 104V103H197ZM202 104V102L199 104V105H201ZM205 104V103H204ZM1 105V104H0ZM3 105V104H2ZM7 105V104H6ZM24 106H26L27 107V101H26V103L25 104H23ZM29 105V104H28ZM87 105L88 106H90L89 105V103H87ZM91 105H92V103H91ZM124 105H122V106H124ZM136 105H138V104H136ZM135 105V106H136ZM199 105H197V107L199 106ZM206 105V104H205ZM205 105H204V107H205ZM211 105V102L209 103V106ZM8 106H10V105H8ZM8 106H7V108H8ZM30 106H36V104L35 105H30ZM29 106V107H30ZM38 106V105H37ZM37 106H36V108H37ZM57 106V105H56ZM55 106V107H56ZM58 106H60V102L58 103ZM71 106V105H70ZM78 106L79 105H76V107L78 108ZM88 106H86V107H88ZM115 107H116V105H114ZM127 106V105H126ZM130 106V105H129ZM128 106V107H129ZM130 106V107H131ZM132 106V107H133ZM141 106V105H140ZM139 106V107H140ZM157 106H159V105H157ZM156 106V107H157ZM206 106H208V105H206ZM4 107L6 108V106L4 105ZM11 107V106H10ZM21 107V106H20ZM28 107V108H29ZM48 107V106H47ZM46 107V108H47ZM71 107H75L74 105L73 106H71ZM76 107H75V109H76ZM82 107V106H81ZM86 107H84L83 106V108H86ZM92 107V106H91ZM115 107H112V108H114L115 109ZM121 107V106H120ZM131 107V108H132ZM146 107V106H145ZM163 107V106H162ZM194 107V106H193ZM195 107H196V103H195ZM203 107V108H204ZM2 108H3V106H2ZM6 108V109H7ZM22 108V107H21ZM24 108V107H23ZM38 108H40V106H38ZM49 108V107H48ZM52 108V107H51ZM61 108V107H60ZM62 108L64 109L65 108V106H62ZM68 108H70V107H68ZM80 108V107H79ZM82 108V109H83ZM90 108V107H89ZM94 108V107H93ZM98 108V107H97ZM96 108V109H97ZM119 108V107H118ZM136 109H137V106L135 107ZM165 108V107H164ZM201 108V111L200 112H202V113H204V112H207V111H204L203 112V108H202V106L201 107H199L198 109H200ZM5 109V110H6ZM11 111L9 112V110H6V111H8V113H6V114H4V116H2V115H0V116H2V118L4 117V119H10V118H14V117H18V119L17 120H19V117H22V113L21 112H17V111H13V110H15L13 107H11V108H9ZM72 109H74V108H72ZM75 109H74V112H75ZM81 109V108H80ZM81 109V110H82ZM107 109H108V107H107ZM111 109V108H110ZM117 109V108H116ZM116 109H115V111H106V112H103V113H101L100 115H98L97 116V118H95L94 120H93V118H94V116L92 117V116H87L88 118H92V119H90V120H92V121H89V123H88V120L86 121L87 123H81V128H80V126H77V129L78 128H80V129H78V131H82V133L80 134L79 132H76L77 131V129L75 128L76 127V123H74V122H76L75 120L76 119H72L73 121V123L75 124V127H74V130H75V133L76 134H74V135H80V137L79 136H77V137H79V138H77L78 140H76V141H78L79 142V145H80V141H84L83 143L81 142V145L79 146V148H78V144H77V148L76 149H78V151H79V154H76L75 152V155H77V157L75 158V155H74V157L73 158H75V159H71V160H68L67 161V159L65 160V161H62V162H54V164L53 165H51V166H49V167H46V168H44V167H42V168H36V170L37 171H35V172H32V173H27V174H24V175H22V176H20V178L19 177H15L14 176V174L12 175V177H11V175H10V169H12L13 168V166L12 165H14V164H17L18 162H23L24 160H27V159H30V158H33V157H35V159L37 158V156L40 154H42L43 153V155L44 156H50L51 157V155H49V154H47L46 152L49 150V148L51 149V145L53 144V142H56V140H60L59 138H58V136L59 135H66L67 134V136H69L70 134H73L72 133V131L70 130V126L71 125H68V126H66L64 123H65V119H70V115H66L63 111H65V110H67L66 108L64 109V110H62V111H59L58 110V107H57V109H56V111H46V112H44V113H42V114H36V115H34V116H36V118L34 119V121H31V120H28V121H22V120H25V119H22L21 120V118H20V120L19 121H17V122H6L4 119V121H2V119L0 120V134L1 133H3V132H8L7 134H5L4 133V135H6V137H4V136H1L0 135V171H2V172H4V173H6L7 174V178H5V179H1V181H0V246H2V247H4V246H6V245H8V244H13L14 246H16L17 248H21V250H24L23 252H26L25 254H27V250L29 251V250H31V249H34V247H38L39 246V248L38 249H40V246H42L43 248H44V246H45V244H46V246H47V244L49 243L48 241L49 240H51L52 238L55 240V242L57 243V246H56V244H52V245H54V246H56V248L55 249H62V251H65L64 250V247H66L65 245H69V244H71V243H68L67 241L65 242H63V238H62V236H66L67 235V233H69L70 231H75V228H76V226H77V223L80 221V220H82L81 218H80V220H77L76 222V225H75V221H74V219L76 218V217H78V219H79V214H81L82 212L84 213V212H90V210H89V208H87V206H86V202H85V206L86 207H82V211H81V209L80 210H77V209H75L74 210V208H75V206H72V205H77V203H80V202H83V201H85V200H88L87 202H88V204L90 203L89 201L91 200V202H93V200L92 199H94V197L95 196H97V195H100V194H102V193H105V192H107V196H108V193H111L110 195H113V194H115L116 193V195L112 198V204H111V206H109V207H107V208H104L103 209V207H101L100 206V208H102L103 210H109L110 212H107V213H109V217H110V219L112 220V223H113V219L114 218H120V215H121V213L122 212H125V210H128L129 211V217L130 218H132L133 216H134V219L136 218L135 217V215L137 216L138 215V217L140 216H143V215H148V213H149V211H153L154 209H156L158 206H159V204H158V202H159V200L158 201H156V198H149V199H140V196L137 194V195H135V192L136 191H134V193H133V190H134V188L131 190L130 188V190H124V191H121L122 190V187H120V186H122L121 184H123V183H120V182H122V179H121V177H124V174L122 173V175L123 176H121V175H119V176H117L118 174H116L115 172L113 173V174H116V176L115 175H113V174H102L103 173V171H104V168H105V165H107V164H109L110 162H113V161H111V160H114V158H116V159H120V158H123L124 157V153H123V150H125V149H123L122 147H124V146H122L121 148L122 149H120V145L122 144V142L124 141V143H125V139L122 137L123 136V132L125 133V135L124 136H126L127 137V135H126V132H127V134H130L131 132H129L132 128H133V126L135 125H133V123L131 122V120L129 121L128 120V123H132L131 125H133V126H131V127H129V124H128V130L129 131H127L126 129H125V127H123L125 130H122V128H121V130H122V132H121V130L120 129H118L117 131H119V132H121V134L122 135H120L122 138L121 139H119L120 141L118 142V143H114V144H112V145H110V143H108V141H106V140H103L102 138L103 137H100L101 139H99L98 137H99V133L101 132V134H103L102 133V131L104 132L105 131V129H112V127H111V125H113V124H117V127H119V124L118 123H120V122H122V121H124L125 119H124V117H129V115H128V113H125L124 112V110L126 111L127 110V108H125L124 110H123V107H121L120 109L121 110H123L122 112L123 113H125V114H127V115H125V114H123L122 113V116H121V114H119L120 116H121V118L120 117H117V116H119L118 115V113L120 112H117L118 110H120V109H118L117 111H116ZM142 109H144L143 108V106H142ZM148 109V108H147ZM159 109H161V107L159 108H156L155 110L153 109V111L151 112V114H148L147 116H145L144 115V113H140V112H138V114L140 113V114H143V116L144 117H146L145 119L146 120H148L147 121V123H145L146 125H145V127H144V129L146 130V126H148V129H150L151 127L153 128L154 127V129L156 130V132H158L160 129V127H164V122H163V120L166 118V116H168V113L169 112H171V113H169V114H172V111H166L167 112V115L165 114L164 115V113H166V112H163V114H162V116L160 115V114H157L158 112H162L163 110L161 109V111L159 110ZM191 109H192V107H191ZM4 110V111H5ZM20 110H22V109H20ZM28 110V109H27ZM53 110H54V108H53ZM79 110V109H78ZM83 110H85V109H83ZM95 110V109H94ZM97 110H100V109H97ZM96 110V111H97ZM104 110V109H103ZM112 110V109H111ZM129 110V109H128ZM132 110V109H131ZM138 110V109H137ZM205 110V109H204ZM206 110H208V109H206ZM70 111V113H71V110H69ZM88 112L89 111H92V108H91V110L89 109V110H87ZM86 111V112H87ZM133 111V110H132ZM149 111H151V110H149ZM158 111V112H157ZM186 111H191V110H185V112ZM197 111V110H196ZM68 112V111H67ZM80 112H83V111H80ZM79 111H78V113H80ZM87 112V113H88ZM95 112V111H94ZM101 112V111H100ZM116 112V113H115ZM130 113H134V111L133 112H131V111H129ZM147 113H148V110L146 111ZM155 112H157V113H155ZM177 112V111H176ZM181 111H179V112H177V114L178 113H180ZM182 112H184V110L182 111ZM200 112H198V113H200ZM77 113V112H76ZM76 113H75V115H76ZM97 113V112H96ZM135 113H136V111H135ZM192 113V112H191ZM235 113H236V115H237V113H239V116H236L234 119H237L238 117V119H239V121H238V123H236V124H231V122H230V125H232V126H224L225 128L223 129V127L221 126V128H219V129H212V130H210V129H208L209 127H207L209 124H211V123H213L212 121L213 120H219V118H221V117H226L227 115H231V114H234L235 115ZM33 114V113H32ZM68 114V113H67ZM72 114V113H71ZM81 114V113H80ZM84 114V113H83ZM92 114V113H91ZM91 114H89V115H91ZM93 114H95V113H93ZM137 114V115H138ZM139 114V115H140ZM154 114V115H153ZM180 114H182L183 115V113H180ZM188 114V113H187ZM186 114V115H187ZM78 115V114H77ZM76 115V117H79V116H77ZM85 115V114H84ZM87 115V114H86ZM85 115V116H86ZM96 115V114H95ZM125 115V116H124ZM132 115H134V114H131L130 116H132ZM136 115V114H135ZM184 115H185V113H184ZM192 115H194V113L192 114ZM206 115H208V114H206ZM205 115V116H206ZM69 116V118H67ZM73 116V115H72ZM143 116H140L141 118L143 117ZM169 116H171V115H169ZM172 116H174L173 114H172ZM178 116H179V114H178ZM229 116H227V117H229ZM80 117H82V116H80ZM84 118L85 120L86 119H88V118ZM126 117V118H127ZM134 117V116H133ZM148 117V118H147ZM160 117H163V118H160ZM175 117V116H174ZM188 116H186V118H187ZM189 117H190V115H189ZM73 118H74V116H73ZM119 118V119H118ZM135 118V117H134ZM171 118H173V117H171ZM192 118V117H191ZM79 119V118H78ZM118 119V120H117ZM128 119V118H127ZM133 119V118H132ZM136 119V121H139V120H137V118H135ZM168 119V118H167ZM174 120H175V118H173ZM190 119V118H189ZM189 119H186V120H189ZM225 118H223V120H224ZM228 119V118H227ZM232 119V118H231ZM80 120V119H79ZM84 120V121H85ZM143 120V119H142ZM142 120H140V122L142 121ZM146 120H145V122H146ZM170 120L171 119H168L167 121L169 122H167L168 123V126L169 125H171V122H172V120H171V122H170ZM191 120V119H190ZM193 120V119H192ZM222 120V119H221ZM221 120H219V121H221ZM69 122H70V120H68ZM80 121H82V119L80 120ZM134 121V120H133ZM225 121V120H224ZM229 121H231L230 119H229ZM124 122H126V121H124ZM173 122H175V121H173ZM186 122H188V121H186ZM215 122V121H214ZM218 122V121H217ZM226 122H227V120H226ZM237 122V121H236ZM71 123V122H70ZM142 123V122H141ZM190 123V122H189ZM192 123V122H191ZM219 123V122H218ZM220 123H222V122H220ZM121 124V123H120ZM138 124H140V123H138ZM173 124V123H172ZM182 124V123H181ZM214 124V123H213ZM224 124V123H223ZM227 124H228V122H227ZM35 127H34V126ZM78 125H79V123H78ZM143 125H144V123H143ZM177 125V124H176ZM180 125V124H179ZM215 125V124H214ZM213 125V126H214ZM220 125H222V124H220ZM33 127V129H35L34 131H36V127H38L39 129V132L37 133V131H36V134H32L31 132H30V130L33 132V130L31 129V127ZM114 126V125H113ZM139 126V125H138ZM175 126V125H174ZM184 126H182V127H184ZM210 126H212V125H210ZM219 126V125H218ZM140 127V126H139ZM143 127V126H142ZM150 127V128H149ZM71 128H73V125H72V127ZM114 128H115V126H114ZM113 128V129H114ZM130 128V129H129ZM137 128V127H136ZM141 128V127H140ZM140 128H138V130L140 131ZM169 128V127H168ZM173 128V127H172ZM171 128V129H172ZM177 128V127H176ZM175 128V129H176ZM180 128V127H179ZM206 128L208 129V130H206ZM142 130H143V128H141ZM147 129V130H148ZM159 129V130H158ZM161 129H164V128H161ZM166 129V128H165ZM174 129V128H173ZM175 129L173 130V131H175ZM230 130V129H232V131H230L228 134H225L226 132L225 131H227V130ZM116 130V129H115ZM135 129H133V130H131V131H133V132H135L134 131ZM137 130V129H136ZM137 130V131H138ZM144 130V132H146ZM152 130V129H151ZM155 130H153V131H155ZM158 130V131H157ZM183 130V129H182ZM181 129L179 130V132L181 131V138H182V135L184 134V131H182ZM52 131H55V136H54V134H53V138H52V134H51V136H46L47 135V133L48 132H52ZM70 131H71V133H70ZM109 131V130H108ZM108 131H105V132H108ZM111 131H113V133H114V130H111ZM117 131H115L116 133H118ZM126 131V132H125ZM149 131V130H148ZM152 131V133H154ZM163 130H160V132H162ZM166 131V130H165ZM178 130L176 129V131L175 132H177ZM132 132V133H133ZM143 132V133H144ZM156 132H155V134H156ZM167 132V131H166ZM166 132L165 133H159L158 135H160L161 136V134L163 135V134H165V135H163V136H169V135H171V133L172 132H169L168 133V135H166ZM178 132V133H179ZM228 132V131H227ZM28 133H31V135L29 134V136L28 137H25L24 135L25 134H28ZM34 133V132H33ZM77 133H79V134H77ZM138 133V132H137ZM136 133V134H137ZM147 133V132H146ZM149 133H151L150 131H149ZM149 133H148V135H149ZM21 134V135H20ZM59 134V135H58ZM69 134V135H68ZM118 134H120V133H118ZM135 133H133V135H134ZM134 135V136H137V135H139V134H137V135ZM141 134H142V132H141ZM154 134V135H155ZM176 136H178V134H176V133H174ZM187 134V133H186ZM18 135H20V136H18ZM23 135V137H25V138H23V137H21ZM49 135V134H48ZM74 135H72V136H74ZM107 135V134H106ZM111 135V134H110ZM145 135V134H144ZM180 135V134H179ZM215 135V137H213ZM71 136V135H70ZM71 136V137H72ZM156 136H157V134L155 135V136H150V137H154V140H155V142L157 143V140L158 139H160L161 137H159L158 136V139L156 138ZM172 136H173V134L171 135V136H169V137H171V139H172ZM185 136V135H184ZM188 136V135H187ZM200 136H199V138H200ZM22 139H21V138ZM56 137V138H55ZM105 137V136H104ZM109 137H111V136H109ZM138 137V136H137ZM141 137H142V135H141ZM175 137V136H174ZM180 137V136H179ZM186 137V136H185ZM18 138V139H17ZM114 138V137H113ZM117 138V136L114 138V139H112L111 141H113V142H115L114 140ZM147 139H148V136L146 137ZM156 138V139H155ZM163 138V140L164 139H166V141L165 142H169V140H171V139H167L166 137H162ZM162 138H161V140H162ZM194 138V137H193ZM64 139V138H63ZM69 139V138H68ZM73 140V138H70L69 139V141L70 140ZM74 139H76V136H74ZM79 139H81L80 141H79ZM124 139V140H123ZM138 139V138H137ZM139 139H140V137H139ZM143 139V138H142ZM150 139V138H149ZM196 139V138H195ZM66 141H67V139H65ZM132 140H136V139H132ZM154 140L153 141H151L150 140V142H154ZM160 140V141H161ZM168 140V141H167ZM174 140V139H173ZM193 140V139H192ZM74 142H76L75 140H73ZM110 141V142H111ZM117 141V140H116ZM122 141V142H121ZM175 141V140H174ZM183 141V140H182ZM185 142L187 141V138L184 140ZM204 141V140H203ZM207 141V140H206ZM205 141V142H206ZM61 142H63V141H61ZM77 142V143H78ZM128 143H129V145H130V142H132L131 140L129 141H127ZM145 142V140H143V143ZM147 142V141H146ZM158 142H159V140H158ZM165 142H163V143H165ZM178 141H176V143H177ZM187 142H190V141H187ZM186 142V143H187ZM71 143V142H70ZM108 143V144H107ZM112 143V142H111ZM133 143H135V141L133 142ZM132 143V144H133ZM141 143V142H140ZM140 143H138L139 145H140ZM143 143L141 144L142 146H143ZM191 143V142H190ZM196 143H194V144H196ZM55 145H56V143H54ZM60 144V143H59ZM58 144V145H59ZM126 145H128L127 143H125ZM135 144H137V142L135 143ZM137 144V145H138ZM159 145H160V143H158ZM161 144H162V142H161ZM167 143H165V146H167L166 145ZM168 144H171L172 146H176L177 147V145L179 146V144H181V146H182V143H180V141L178 142V144H175V142L174 143H168ZM173 144H175V145H173ZM184 144V143H183ZM197 144H196V146H197ZM190 145H192V144H190ZM70 146V145H69ZM68 146V143H67V149H69L70 147ZM131 146V145H130ZM135 145H133V146H131V147H134ZM161 146V145H160ZM171 146V147H172ZM196 146H195V148H196ZM199 146H197L198 148H199ZM53 147H55V146H53ZM52 147V150H54V151H51L52 152V154H54L53 152H55V149H57L56 147H55V149ZM58 147V146H57ZM116 147H118V149H114V148H116ZM137 147V146H136ZM144 147H146V145L144 146ZM162 147V146H161ZM164 147V146H163ZM169 147V146H168ZM183 147V146H182ZM192 147V146H191ZM190 147V148H191ZM60 149H61V147H59ZM63 148V147H62ZM125 148V147H124ZM130 148V147H129ZM142 148V147H141ZM141 148H140V151H141ZM179 148H180V146H179ZM184 148V147H183ZM182 148V152H184V149ZM187 148H189L188 146L186 147V149ZM189 148V149H190ZM197 148V149H198ZM256 148V150H254ZM59 149V150H60ZM74 149V148H73ZM72 149V150H73ZM104 151H103V150ZM131 149V148H130ZM150 149V148H149ZM149 149H147V150H149ZM152 149H154V148H152ZM172 149V148H171ZM178 149V148H177ZM186 149H185V151H186ZM203 149V148H202ZM201 149V150H202ZM64 150H65V148H64ZM98 150H100V152L101 153H103V152H105V150L106 151H108V153L111 151V152H117V154H113L114 156L113 157H111L110 159H108V158H106V159H103V160H101V161H99L100 160V158H99V156L101 155V153L99 154L97 151ZM127 150H129V149H127ZM132 150V149H131ZM136 150V148L134 149V151ZM155 150V149H154ZM153 150V151H154ZM168 151H169V149H167ZM176 150V149H175ZM179 150V149H178ZM200 150V149H199ZM254 150V151H253ZM70 151V150H69ZM74 151V150H73ZM143 151H145V150H143ZM152 151V152H153ZM58 153H59V151H57ZM57 152H56V154H57ZM60 152H61V150H60ZM66 152V151H65ZM72 152V151H71ZM70 152V153H71ZM142 152V151H141ZM169 152H172V151H169ZM194 152V151H193ZM193 152H191V154H190V152H189V154H190V156L192 155V153ZM44 153H46V154H44ZM62 153V152H61ZM60 153V154H61ZM73 153V152H72ZM73 153V154H74ZM107 153V152H106ZM105 153V154H106ZM135 153H140L139 152V150H138V152H137V150H136V152ZM149 153H151L150 151H149ZM198 153H200V152H198ZM67 154H68V152H67ZM146 154H148V152L146 153ZM184 154V153H183ZM188 154V155H189ZM43 155H41V156H43ZM58 155V154H57ZM56 155V157H55V154H54V159L56 158V159H58V156ZM72 155V154H71ZM123 155V157H121ZM194 155V154H193ZM41 156L39 157V158H41ZM59 156H61V157H59V158H61V159H64V158H62V155H59ZM109 156H111V155H109ZM157 157H155V159L153 160V161H155V163H154V167H152V168H154L153 170H151V171H153V172H151V173H162V171H164V169H166V171H167V169H168V171H169V169H171L172 167L174 168L175 167V165H178L177 167H179V165H181L180 164V160H182V158H184L185 156L184 155H182V157H181V159H180V155L179 154H177V153H175V152H173V153H167V151L165 152V150L163 151H159L158 152V154L156 155ZM184 156V157H183ZM190 156H186L187 158L188 157H190ZM201 156V155H200ZM102 157H103V155H102ZM149 157H151V160H152V156H149ZM148 157V158H149ZM191 157H194V156H191ZM196 157V156H195ZM197 157H199V156H197ZM38 158V159H39ZM44 158V157H43ZM98 158H99V160H98ZM125 158V157H124ZM187 158H185V160L187 159ZM200 158V157H199ZM34 159V160H35ZM42 159V158H41ZM49 159H51V158H49ZM69 159V158H68ZM108 159V160H107ZM159 159V160H158ZM42 160H44V159H42ZM60 160V159H59ZM95 160H98V162L99 163H95L94 161ZM110 160V161H109ZM121 161H122V159H120ZM123 160H125V159H123ZM146 160H147V158H146ZM45 161H48L49 163H52L51 161H49L48 159H47V157H46V160ZM44 161V162H45ZM53 161H55V160H53ZM61 161V160H60ZM149 161V160H148ZM146 162V163H149V162H151V161H149V162ZM27 161H25V164L27 165V169H28V167H30V166H28V164L29 165H31V163H26ZM28 162H30V161H28ZM31 162H33V161H31ZM109 162V163H108ZM117 161H115L114 163H116ZM118 162H119V160H118ZM140 163H139V165L138 166H140V165H143V164H141L142 162L144 163V164H146L145 163V161H139ZM47 163V162H46ZM107 163V164H106ZM194 164V165H190V164ZM20 164V163H19ZM22 164V163H21ZM21 164H20V167L21 168H24L25 166H21ZM41 164V163H40ZM48 164V163H47ZM152 164V163H151ZM151 164H149L150 166H153V165H151ZM23 165V164H22ZM49 165V164H48ZM112 165V164H111ZM169 165H172V166H169ZM19 165L17 164L15 167H18ZM42 166H44L43 164H42ZM46 166V165H45ZM143 166H145V165H143ZM150 166H148L147 165V167H149L150 168ZM12 167V168H11ZM14 167V168H15ZM33 167V166H32ZM36 166H34V168H35ZM40 167H41V165H40ZM63 167H66V168H64L63 169ZM109 167V165L108 166H106V168H108ZM167 167H169V168H167ZM185 168H187L188 169V166L186 167V166H184ZM34 168H32L33 170H34ZM129 166H128V168L126 169L125 168V170H127L129 173H131V170L129 171ZM133 168V167H132ZM141 168V167H140ZM172 168V169H173ZM180 168H182L181 170H183V166H181ZM185 168H184V170H185ZM20 169V168H19ZM30 169V168H29ZM134 169V168H133ZM132 169V170H133ZM177 169V168H176ZM175 168H174V170H176ZM192 169V168H191ZM191 169L189 170V172L191 171ZM223 169V170H222ZM14 171L16 170V169H13ZM12 170V171H13ZM23 170V169H22ZM25 170V169H24ZM31 170V169H30ZM138 170H142V169H138ZM143 170H145V169H143ZM178 170V169H177ZM176 170V171H177ZM11 171V172H12ZM17 171V170H16ZM179 171V170H178ZM118 172V171H117ZM132 172H134V174L136 175V174H138V173H136L137 171H132ZM147 172V171H146ZM146 172H144L143 174H145L146 175ZM182 172V171H181ZM180 171H179V174L181 173ZM185 172L187 173V171L185 170ZM184 172V173H185ZM14 173V172H13ZM17 172H15V174H16ZM18 173H19V171H18ZM24 173V171L23 172H21L20 174H23ZM119 173H120V171H119ZM141 173V172H140ZM183 172H182V174H184ZM192 174H194L193 172H191ZM191 173H188V175L189 174H191ZM217 173V172H216ZM19 174V175H20ZM126 174H128L127 172H126ZM164 174V173H163ZM168 174H173L174 175V177H175V175L176 174H174L172 171L171 172H169ZM181 174V176H183ZM5 175V174H4ZM153 175V174H152ZM162 175V174H161ZM172 175V176H173ZM1 176V175H0ZM6 176V175H5ZM13 176H14V178H13ZM180 175H179V178L181 177ZM185 176H186V174H185ZM2 177V176H1ZM140 177H141V175H140ZM146 177V176H145ZM173 177V178H174ZM188 177V176H187ZM187 177L185 178V179H187ZM190 175H189V177H188V179H190ZM192 177H193V175H192ZM203 177V176H202ZM207 177V176H206ZM121 179V181H120V179ZM165 178L167 179V177L165 176ZM169 178H171V177H169ZM178 178V177H177ZM178 178V179H179ZM139 179V178H138ZM141 179V178H140ZM143 179V178H142ZM155 179V178H154ZM161 179V178H160ZM172 179V178H171ZM183 179H184V176H183ZM182 178H181V180H183ZM124 180H125V178H124ZM133 180H134V178H133ZM146 180V179H145ZM151 180V179H150ZM153 180V179H152ZM174 180V182H175V179H173ZM191 180V179H190ZM192 180H194L195 181V177H194V179L192 178ZM227 180V181H226ZM131 181H132V179H131ZM143 181V180H142ZM147 181V180H146ZM157 181V180H156ZM156 181H155V183H156ZM159 181V180H158ZM194 181H192V182H194ZM201 181V180H200ZM199 181V182H200ZM222 181V182H221ZM149 182V181H148ZM152 182V181H151ZM154 182V181H153ZM184 183H185V180L183 181ZM182 182V183H183ZM191 182V181H190ZM196 182H197V180H196ZM225 182H224V184H225ZM125 183V182H124ZM150 183V182H149ZM161 183V182H160ZM175 183H177V182H175ZM175 183H173V184H175ZM181 183V184H182ZM135 184V183H134ZM157 184V183H156ZM155 184V185H156ZM159 184V183H158ZM157 184V185H158ZM166 184H168V183H166ZM180 184V185H181ZM186 184V183H185ZM185 184H182V186H184ZM124 185V184H123ZM129 185H131V184H129ZM150 185V184H149ZM163 185V184H162ZM172 185V184H171ZM171 185H169L168 184V187L169 186H171ZM175 185H177V184H175ZM125 186V185H124ZM128 186V185H127ZM134 186V185H133ZM133 186H130V187H133ZM136 186V185H135ZM134 186V187H135ZM159 186H161V184L159 185ZM126 187V186H125ZM146 187H148V186H146ZM162 187V186H161ZM163 187H165L166 188V185H164ZM173 188L175 187L174 185L172 186ZM181 187V186H180ZM191 187L193 188V189H195V190H191ZM136 188V187H135ZM141 188L142 189H139L138 188V190H144L143 189V186H141ZM158 188V187H157ZM169 188H171V187H169ZM178 188H179V186H178ZM182 188V187H181ZM222 188V187H221ZM137 189V188H136ZM135 189V190H136ZM156 189V188H155ZM162 189V188H161ZM186 189V188H185ZM185 189H182V191L183 190H185ZM138 190H137V192H138ZM149 190H150V188H149ZM163 190V189H162ZM176 190H177V188H176ZM181 190V189H180ZM50 191H57V193L60 191V193L62 194V197L63 198H65V204H66V207H68L67 205H71L72 207H74V208H72L71 206H69L71 209H73L74 210V212H72L69 216L67 215L68 213H70V211L68 212V211H66V210H64V209H66V208H63V210L65 211V212H68L67 214L65 213V216L66 217H68L67 218V220H66V222H68V219L70 218L71 219V217H75V218H73V220H71L69 223H74L73 225H72V223L69 225L68 223V225L66 226V225H64L62 228H61V225H63V224H61L60 226H59V223H54L53 224V222H57L58 221V219H60L61 220V218L63 217V215H62V217L59 215V214H61V213H57L58 211H56L55 213L56 214H58L57 215V217H59L58 219H57V217L54 219V217L52 216V218L51 219H49L48 217H49V215L50 214H55L53 211L56 209L57 210V208L59 207H57V208H50L49 206H48V209H47V211L45 210V206H46V204H45V202L42 200V196L45 194V193H47V192H50ZM151 191V190H150ZM169 191V190H168ZM172 191V190H171ZM171 191H169L168 193L169 194H173ZM188 191H185V192H187L188 193ZM193 191V192H192ZM199 191V192H198ZM214 191V190H213ZM140 192V191H139ZM152 192V191H151ZM184 192V191H183ZM185 192L184 193H181V192H179V194H177V193H175L176 195L174 196V197H176V199L177 200H175V201H180V202H182V204H183V206L181 205L180 207L179 206H177L176 208H177V210H178V214H180L179 213V211L181 212V216H183L184 215V213H185V215H186V213H189V211L191 210V208H190V210L187 212H182L181 210H183L185 207H188V206H190V205H192L194 202H196L197 200H195L196 198L198 199L199 197L197 196V195H199V194H195L197 197L196 198H192V197H190V200L188 201V199H187V201H188V203L187 202H184V201H182V200H184L185 199V196L186 197H188L189 195L188 194H185ZM59 193V194H60ZM156 193V192H155ZM140 194V193H139ZM153 194V193H152ZM158 194H159V192H158ZM161 194V193H160ZM162 194H163V192H162ZM161 194V195H162ZM105 195V196H106ZM141 195V194H140ZM154 195V194H153ZM153 195H152V197H153ZM156 195H157V193H156ZM188 195V196H187ZM195 195L193 196V197H195ZM212 195V194H211ZM102 196V195H101ZM142 196V195H141ZM159 196V195H158ZM168 196V195H167ZM166 196V197H167ZM110 197V196H109ZM108 197V198H109ZM157 197V196H156ZM173 197V196H172ZM171 197V195H169V198H172ZM173 197V198H174ZM206 197H207V195H206ZM205 197V198H206ZM96 198V197H95ZM169 198L167 197L166 199H168L169 200ZM208 198V197H207ZM53 199H54V197H53ZM106 199V198H105ZM160 200H162V203L164 204V198L163 199H160ZM168 200H166L165 202H167L168 203ZM205 200V199H204ZM98 201V200H97ZM102 201H103V199H102ZM105 201V200H104ZM108 201H109V199H108ZM185 201H186V199H185ZM48 202V201H47ZM161 202V201H160ZM172 202V201H171ZM184 202V203H183ZM62 203V202H61ZM185 203H187L186 205H185ZM25 204H28L29 206H27V207H22L23 205H25ZM81 204H83V203H81ZM97 204V203H96ZM178 204H179V202H178ZM55 205V204H54ZM193 205H195V203L193 204ZM57 206V205H56ZM83 206V205H82ZM165 206V205H164ZM229 206V207H228ZM61 207H62V205H61ZM98 207V206H97ZM190 207H192V206H190ZM194 207V206H193ZM228 207V208H227ZM94 208H96V206L94 207ZM168 208V207H167ZM172 208V207H171ZM195 208H199V206L197 207H195ZM194 208V209H195ZM221 208V209H222ZM53 210L52 212L53 213H49L48 212V210ZM58 209H60V208H58ZM68 209V208H67ZM96 209H98V208H96ZM187 209V208H186ZM186 209H184V210H186ZM188 209H189V207H188ZM194 209H192V210H194ZM219 209V208H218ZM221 209H219V212H220V210ZM227 209V210H226ZM45 210V211H44ZM62 210V211H63ZM94 210V209H93ZM93 210H91V212L93 211ZM196 210V209H195ZM202 210V209H201ZM63 211V212H64ZM72 211V210H71ZM99 211H101L100 209H99ZM128 211H126V213H128ZM157 211H159V210H157ZM175 211V210H174ZM217 211V210H216ZM98 212V211H97ZM193 212H195V211H193ZM210 212V211H209ZM93 214H94V212H92ZM99 213H101V212H99ZM151 213H154V214H156L155 212H151ZM151 213H150V215H151ZM168 213H171V212H168ZM197 213V212H196ZM212 212H210L209 214H211ZM216 212H214V214H215ZM217 213H218V211H217ZM216 213V215H217V217H218V214ZM221 213V212H220ZM41 214V215H40ZM103 214H104V212H103ZM124 214V213H123ZM158 214V213H157ZM175 214H176V212H175ZM183 214V215H182ZM198 214V213H197ZM38 215H40V216H38ZM79 215V216H78ZM82 215H84V214H82ZM88 215V214H87ZM90 215V214H89ZM94 215H96V214H94ZM153 215V214H152ZM165 215H166V213H165ZM172 216H173V214H171ZM184 215V216H185ZM190 214H188V215H186L187 217L189 216ZM213 215V214H212ZM91 216V215H90ZM100 216H102L103 217V215H100ZM105 216L106 215H104V218H105ZM128 216H127V218H128ZM168 216V215H167ZM180 216V217H181ZM215 216V215H214ZM220 216V215H219ZM222 216V215H221ZM33 217H35L34 219H33ZM83 217H87L86 216V214H85V216H83ZM89 217V216H88ZM95 217H97V216H95ZM99 217V216H98ZM145 217V216H144ZM148 217V216H147ZM146 217V218H147ZM154 217V216H153ZM173 217H175V216H173ZM176 217H177V215H176ZM175 217V218H176ZM190 217V216H189ZM210 217H212L211 215H210ZM224 217V218H225ZM241 217L239 218V217H237V218H239V219H241ZM32 218V220H30ZM104 218H102V220L104 221ZM124 218V217H123ZM126 218V217H125ZM124 218V219H125ZM143 218V217H142ZM167 218V217H166ZM179 218V217H178ZM184 218V217H183ZM191 218V217H190ZM195 218V217H194ZM213 218V217H212ZM216 218V217H215ZM214 218V219H215ZM220 218V217H219ZM221 218H223V216L221 217ZM224 218H223V220H224ZM47 219V220H46ZM85 219V218H84ZM94 219V218H93ZM95 219H97V218H95ZM94 219V220H95ZM99 219V218H98ZM106 219V218H105ZM114 220V221H118V220ZM121 219V218H120ZM172 219V218H171ZM197 219V218H196ZM196 219L194 220V221H196ZM44 220H46V222H44ZM50 220V221H49ZM87 220V222H88V219H86ZM85 220V221H86ZM107 220V219H106ZM121 220H123V219H121ZM120 220V221H121ZM144 220V219H143ZM173 220H175V219H173ZM172 220V221H173ZM177 220H179V219H177ZM181 220V219H180ZM218 220V219H217ZM219 220H222V219H219ZM236 220H238V219H236ZM47 221L52 225V227L51 226H45L44 227V229H43V231H41L40 232V230L38 231V233H41V235H39L38 237H34V238H29V233H31V232H33V231H36L37 229H40V228H42V224H45V225H47ZM63 221V220H62ZM65 221V220H64ZM63 221V222H64ZM126 221V220H125ZM130 221V220H129ZM137 221V220H136ZM148 221V220H147ZM152 221H155V220H153L152 219ZM167 221H168V219H167ZM169 221H171V220H169ZM171 221V222H172ZM192 221V220H191ZM233 221V220H232ZM242 221V220H241ZM44 222V223H43ZM101 222V221H100ZM146 222V221H145ZM148 222H150V221H148ZM157 222V221H156ZM171 222H169V223H171ZM176 222V221H175ZM184 222H185V220H184ZM184 222H182L183 224H184ZM187 222H189V220H187ZM198 222H200V221H198ZM209 222V221H208ZM225 222V221H224ZM224 222H222V221H220L219 223H224ZM49 223H48V225H49ZM60 223H61V221H60ZM81 223H82V221H81ZM80 223V224H81ZM91 224H92V222H90ZM99 223V222H98ZM106 223V222H105ZM110 223H111V221H110ZM106 223L107 225V227L109 226V228L111 229L112 228V226H113V224L111 223ZM116 223V222H115ZM119 223V222H118ZM117 223V224H118ZM131 222H129V223H127V221L126 222H124V220H123V222H121V224L120 225H118V227L116 228V227H114L113 229H114V231H115V228L117 229L116 230V232L114 233V235H113V237H114V239L116 238L117 239V237H119L121 240H122V237H125V238H128V237H132L133 236V232H134V230H132L133 228H135V226L133 227V226H131V225H127V224H130ZM153 223V222H152ZM196 223H197V221H196ZM209 223H211V222H209ZM208 223V224H209ZM233 223H235V222H233ZM241 223V222H240ZM240 223H239V226H240ZM79 224V225H80ZM83 224V223H82ZM97 224V223H96ZM99 224H101V223H99ZM102 224H104V223H102ZM141 224V223H140ZM155 224H159V223H155ZM155 224H153V225H155ZM221 224H219V225H221ZM225 224H226V222H225ZM224 224V226H226ZM236 224V223H235ZM78 225V226H79ZM115 225V224H114ZM152 224L150 225V226H153ZM172 225H174L175 226V223H173ZM181 225V224H180ZM180 225H177L178 227L180 226ZM186 225V224H185ZM189 225H191V224H189ZM227 225H229L228 224V222H227ZM77 226V227H78ZM93 226V225H92ZM104 226V225H103ZM102 226V227H103ZM105 226V228L107 229V227ZM150 226H147V227H150ZM158 226V225H157ZM163 226V225H162ZM177 226H175V227H177ZM182 226V225H181ZM192 226V225H191ZM190 226V227H191ZM205 226L206 227H209L207 224H202L201 222L198 224H196V227L193 229H191V231L192 232H194L193 230H196L197 231V234L196 235H194L193 236V238H191V241L190 240H188V241H190V242H187V243H184L183 244V242L182 243H180V247H181V245L183 244L184 246L183 247H181L182 249L176 254V255H165L164 257L165 258H161V259H163V260H161L160 259V261L158 262V261H156L157 263H155V264H229V262L231 261H229V258L231 259V255H233L235 252L237 253V248L236 247H238V246H236V245H238V243L239 242H237L236 243V245H235V243H234V240H233V238H232V240H229L227 237H225V238H227L228 240L227 241H225L226 239L224 238V236H223V242H225L224 243V245L222 246V247H219V248H216L215 246H209V247H207L208 245H206V247H202V244H205V243H203V242H205V236H206V234H205ZM221 226H223V224L221 225ZM236 225H234V227H235ZM238 226V227H239ZM246 226V227H247ZM257 226V225H256ZM256 226H252L253 228L254 227H256ZM75 227V228H74ZM82 227H84V226H82ZM86 227H87V223H86ZM91 227V226H90ZM94 227H95V225H94ZM98 227H100V226H98ZM136 227H139L138 225H136ZM143 227H144V225H143ZM155 227V226H154ZM159 227V226H158ZM163 227H165V225L163 226ZM186 227H187V225H186ZM185 227V228H186ZM192 227H194V222H193V226ZM227 227V226H226ZM233 227V226H232ZM244 227V226H243ZM242 227V228H243ZM245 227V228H246ZM259 227V226H258ZM101 228V227H100ZM99 228V229H100ZM104 228V229H105ZM142 228V227H141ZM166 228V227H165ZM180 228V227H179ZM182 228V227H181ZM223 228H225V227H223ZM229 228H230V225H229ZM236 228V227H235ZM249 228H250V226H249ZM72 229H74V230H72ZM78 229V228H77ZM85 230H87L86 228H84ZM84 229L82 228V230L80 229V231H81V233L84 231ZM91 229V228H90ZM96 229V228H95ZM95 229H93L94 231H95ZM98 229V231H100ZM105 229V230H106ZM138 229H140V227L139 228H136V233H137V230ZM143 229V228H142ZM149 229L152 231V229L151 228H148V230H143V232L144 231H149ZM155 229H156V227H155ZM188 229H189V226H188ZM188 229H185V230H188ZM189 229V230H190ZM210 229H211V226H210ZM212 229H214V228H212ZM215 231H217L218 229L216 228V226H215ZM236 229H238V228H236ZM240 229H241V227H240ZM107 230H109V229H107ZM159 230V229H158ZM158 230H156V231H158ZM161 230V229H160ZM180 230H182V229H180ZM188 230V231H189ZM246 230H249L248 228L246 229ZM250 230H255V228L254 229H250ZM79 231V230H78ZM79 231V232H80ZM98 231H96V233H98L99 234V232ZM104 231V230H103ZM113 231V232H114ZM131 231H133V232H131ZM140 231V230H139ZM239 231V230H238ZM79 232H77V233H79ZM87 232V231H86ZM92 232V230L90 231V233ZM101 232V231H100ZM105 232V231H104ZM108 232V231H107ZM113 232H110L111 234L113 233ZM155 232V231H154ZM154 232H152V233H154ZM160 232V231H159ZM161 232H162V230H161ZM176 232V231H175ZM181 232V231H180ZM212 232H213V230H212ZM219 232H221V231H219ZM218 232V233H219ZM240 232V234H241V231H239ZM245 232V231H244ZM243 232V234H245ZM246 232H248L249 233V231H246ZM251 232V231H250ZM253 232H255V231H253ZM37 233V232H36ZM73 233V232H72ZM89 232H88V234H90ZM102 233V232H101ZM100 233V234H101ZM145 233V232H144ZM223 233V232H222ZM226 233V232H225ZM235 233V232H234ZM252 233V232H251ZM33 234V233H32ZM31 234V235H32ZM88 234L86 235V233L85 234H83V235H86V240H87V242H88V239H87V236H88ZM93 235L95 234V233H92ZM98 234H97V236H98ZM99 234V235H100ZM103 234V233H102ZM101 234V235H102ZM110 234V235H111ZM129 234H132V235H129ZM146 234H148V233H145V234H143L142 233V235H143V237L145 238L146 236H144V235H146ZM179 234H181V233H179ZM188 234H191V233H188ZM220 234V233H219ZM236 234V233H235ZM234 234V235H235ZM239 234V235H240ZM247 234V233H246ZM256 234H257V232H256ZM262 234V233H261ZM27 235H28V238H26L27 237ZM31 235H30V237H31ZM35 234H33L32 236H34ZM37 235V234H36ZM69 235V234H68ZM77 235V234H76ZM91 235V234H90ZM110 235H108V236H110ZM129 235V236H128ZM141 235V236H142ZM149 235V234H148ZM158 236H159V233L157 234ZM157 235H155V236H157ZM165 235H169V234H165ZM174 235H175V233H174ZM181 235H183V234H181ZM180 235V236H181ZM222 235V234H221ZM221 235H219V236H221ZM225 235V234H224ZM262 235H264V234H262ZM64 236V237H65ZM74 236H75V233H74ZM96 236V237H97ZM104 236V235H103ZM107 236V237H108ZM161 236V235H160ZM160 236L158 237V238H160ZM238 236V235H237ZM242 236V235H241ZM256 236V235H255ZM68 237V236H67ZM81 237V235L79 236V238ZM110 237H112V235L110 236ZM112 237V238H113ZM138 237V236H137ZM136 237V238H137ZM163 237V236H162ZM167 237H169V238H171V236H167ZM172 237H173V235H172ZM185 237V236H184ZM183 236H182V238H184ZM191 237V236H190ZM207 237V236H206ZM213 237V236H212ZM231 237V236H230ZM244 237H247V236H244ZM243 237V238H244ZM51 238V239H50ZM69 238V237H68ZM76 238V237H75ZM78 238V239H79ZM91 238V237H90ZM98 238H102V237H98ZM96 239V240H100V239ZM125 238H123V240H126ZM139 238V237H138ZM147 238V237H146ZM149 238V237H148ZM165 238V237H164ZM175 238V237H174ZM263 238H264V236H263ZM52 239V241H54ZM66 239V238H65ZM64 239V240H65ZM77 239V240H78ZM82 239H84V238H82L81 237V240ZM103 239V238H102ZM106 239H108V238H106ZM114 239H112L113 241H114ZM135 238H133V240H134ZM167 239V238H166ZM165 239V240H166ZM177 240H179L178 238H176ZM186 239V238H185ZM210 239V238H209ZM215 239V238H214ZM216 239H218V237L216 238ZM238 239V238H237ZM86 240L85 241H83V245H86V247H87V242H86ZM93 240V239H92ZM119 240V239H118ZM117 240V241H118ZM121 240H120V243H121ZM132 240V241H133ZM136 240H139V239H136ZM147 240V239H146ZM164 240V241H165ZM173 240H175V239H173L172 238V241ZM176 240V241H177ZM220 240L221 239H219V242H220ZM247 240V239H246ZM52 241H51V243H52ZM79 241V240H78ZM90 242H91V239L89 240ZM104 242H107V241H105V240H103ZM116 241V240H115ZM127 242H129V239H127L126 240ZM149 240H147V242H148ZM153 241V240H152ZM184 241V240H183ZM187 241V240H186ZM216 240H214V242H215ZM239 241V240H238ZM253 241H254V239H253ZM70 242V241H69ZM80 242V241H79ZM87 244H86V243ZM93 242H98V241H93ZM99 242H101V241H99ZM109 242V241H108ZM107 242V243H108ZM110 242H111V240H110ZM125 242V241H124ZM134 242V241H133ZM133 242H131L132 244H133ZM136 242V241H135ZM134 242V243H135ZM154 242V241H153ZM157 242V241H156ZM168 242V241H167ZM180 242V241H179ZM223 242H222V240H221V243L223 244ZM241 242V241H240ZM255 242V241H254ZM85 243V244H84ZM102 243V242H101ZM107 243H103V244H107ZM118 243H119V241H118ZM118 243H117V245H118ZM131 243H129L130 245H131ZM149 243V242H148ZM169 243H171V242H168V244ZM217 243V242H216ZM242 243V242H241ZM116 244V243H115ZM125 244H127V246H129L128 245V243H126L125 242ZM136 244H139V243H136ZM154 244H155V242H154ZM167 244V243H166ZM172 244V243H171ZM174 244V243H173ZM178 244V242H176V245ZM264 244V243H263ZM44 245V246H43ZM51 245V244H50ZM72 245H73V243H72ZM117 245H114V246H117ZM120 246H121V244H119ZM141 245V244H140ZM146 245H147V243H146ZM145 244H144V241H143V244H142V246H146ZM156 245V244H155ZM161 244L159 243V246H160ZM175 245V244H174ZM14 246L10 249V247H9V250H11V251H13V249H14ZM45 246V247H46ZM82 246V245H81ZM96 246V245H95ZM98 246V245H97ZM100 246V245H99ZM107 246V245H106ZM126 246V245H125ZM124 246V244H123V248L125 247ZM138 246V245H137ZM157 246V245H156ZM178 246V245H177ZM51 247H53V246H51ZM51 247H49V248H51ZM58 247V248H57ZM108 247V246H107ZM106 247V248H107ZM132 247H136V245H134L133 244V246ZM139 247V246H138ZM168 247H169V245H168ZM167 247V248H168ZM179 247V246H178ZM201 247V248H200ZM16 248V249H17ZM106 248H105V250H106ZM127 248V247H126ZM133 248V249H134ZM156 248V247H155ZM46 248H44V250H45ZM53 248H51V250H52ZM73 249V248H72ZM86 249V248H85ZM129 249V248H128ZM164 249H165V247H164ZM175 249V248H174ZM176 249H177V247H176ZM179 249V248H178ZM8 250V251H9ZM15 250V249H14ZM20 250V251H21ZM36 250H37V248H36ZM35 250V251H36ZM42 250V249H41ZM50 250V251H51ZM75 250L76 249H74L73 251L75 252ZM109 250H111V248H109ZM122 250V249H121ZM130 250V249H129ZM136 250H137V247H136ZM157 250V249H156ZM160 250V249H159ZM161 250H163V247L161 248ZM32 251V250H31ZM34 251V252H35ZM50 251H48V247H47V252H48V254H49V252ZM58 251V250H57ZM61 251V250H60ZM69 251V250H68ZM73 251H71L72 253H73ZM113 251V250H112ZM158 251V250H157ZM164 251V250H163ZM240 251V248H239V250H238V252ZM1 252H2V250H1ZM4 252V251H3ZM53 252V251H52ZM77 252H78V250H77ZM107 252H108V254L111 252V251H106V254H107ZM115 252H117V251H115ZM114 252V253H115ZM124 252V251H123ZM129 252V251H128ZM167 252V251H166ZM6 253H7V251H5V255H6ZM12 253L13 252H11V255H12ZM14 253H16V250H15V252ZM31 253V255H32V252H30ZM45 254H46V251L44 252ZM44 253H42V255L44 254ZM61 253V252H60ZM60 253H58V254H60ZM76 253V252H75ZM75 253L73 254V257H70V258H73L71 261H61V262H58L59 264H95L94 263V261H90V259H91V257H92V260H94L93 259V256H91V257H84L83 255H75ZM79 253H80V251H79ZM86 253V252H85ZM102 253V252H101ZM100 253V254H101ZM132 253V252H131ZM138 256H136V258L138 259H136L134 262H145V261H147V260H149L151 257H153V255L155 254V249L154 248H152V247H150V246H147V247H139V250H138ZM172 253V252H171ZM4 254V253H3ZM8 254H9V252H8ZM18 254H20L19 253V251H18ZM21 254H22V252H21ZM29 254V253H28ZM40 254H41V252H40ZM48 254H46L45 256H46V258L48 259ZM54 254V253H53ZM88 254V253H87ZM94 254V253H93ZM99 254V255H100ZM105 254V252H104V256L106 255ZM112 252H111V256H112ZM118 254V253H117ZM120 254H122V252L120 253ZM133 254H135V253H133ZM239 254V253H238ZM10 255V254H9ZM23 255V254H22ZM21 255V256H22ZM37 255V254H36ZM35 255V256H36ZM51 255V254H50ZM50 255H49V257H50ZM98 255V256H99ZM113 255H115V254H113ZM123 255L124 256H126L124 253H123ZM130 254H127V257L129 256ZM137 255V254H136ZM235 255H237V254H235ZM234 255V256H235ZM240 255V254H239ZM19 256V255H18ZM44 256V257H45ZM54 256V255H53ZM95 256V255H94ZM102 256V254L100 255V257ZM104 256L102 257V258H104ZM11 257V256H10ZM16 257V256H15ZM26 257V256H25ZM24 257V258H25ZM37 257V256H36ZM51 257H52V255H51ZM50 257V258H51ZM55 257H57V259H59L58 257H60V255L58 256V255H56L55 254ZM63 257H65V256H63V253H62V259H63ZM108 257H110L109 255H108ZM116 257V256H115ZM118 257V256H117ZM130 257V256H129ZM236 257V256H235ZM41 257H39V259H40ZM43 258V257H42ZM50 258H49V260H50ZM66 258V257H65ZM101 258V260H105V259H102ZM126 258V257H125ZM134 258V257H133ZM234 258V257H233ZM238 258V257H237ZM237 258H236V260H237ZM239 258H240V256H239ZM238 258V259H239ZM261 258H263L261 255L259 256V257H255L254 259H251L252 260V263L251 264H258L259 263V260L261 259ZM1 259V258H0ZM21 259V258H20ZM26 259V258H25ZM30 259V258H29ZM29 259H28V257H27V261H29ZM44 259V258H43ZM43 259H40V261L41 260H43ZM46 259V261H48ZM112 259V258H111ZM120 259H122V257L120 258ZM130 259H131V257H130ZM248 259V258H247ZM24 260V259H23ZM100 260V261H101ZM107 261H108V259H106ZM113 260H115V258L113 259ZM118 261H116V262H119V263H115V264H125L126 263V261L128 260H126V259H123L121 262L119 261V259H117ZM229 262H228V261ZM240 260V259H239ZM238 260V261H239ZM17 261V260H16ZM39 261V260H38ZM37 261V262H38ZM43 261H45V259L43 260ZM96 261H98V259L96 260ZM95 261V262H96ZM99 261V262H100ZM131 261H133V260H131ZM130 261V263H132ZM227 261V262H226ZM18 262V261H17ZM25 262V261H24ZM99 262L98 263H96V264H99ZM109 263H106L105 262V264H110V261H108ZM111 262H113V261H111ZM128 262V261H127ZM133 262V263H134ZM242 262H243V260H242ZM258 262V263H257ZM261 262V261H260ZM31 263V262H30ZM43 263V262H42ZM46 263V262H45ZM53 263V262H52ZM51 263V264H52ZM55 263V262H54ZM101 263H102V261H101ZM129 263V264H130ZM244 263H246V262H244ZM12 264V263H11ZM18 264H20V262L18 263ZM29 264V263H28ZM32 264V263H31ZM36 264H38V263H36ZM41 264V263H40ZM47 264V263H46ZM57 264V263H56ZM135 264H137V263H135ZM143 264V263H142ZM147 264H148V262H147ZM234 264H236V263H234ZM237 264H240V262L239 263H237ZM260 264V263H259ZM261 264H264V262H261Z\"/></svg>",
  "mask_w": 264,
  "mask_h": 264
},
{
  "label": "rangeland",
  "instance_id": "2",
  "mask_svg": "<svg viewBox=\"0 0 264 264\" xmlns=\"http://www.w3.org/2000/svg\"><path fill=\"white\" fill-rule=\"evenodd\" d=\"M26 1H27V2H30V0H19V1H18V0H4V1H3V0H0V17H1V15H2L1 18H4V16H5L7 13H10V11H13V10L15 9V4H16V6L18 5L17 3H19L20 5H21V4H22V5H23V4H27ZM3 3H4V4H3ZM1 4L3 5V7H4V5H5V8H6V9L3 8V10H5V11L7 10V11H6L7 13H3V10L1 9V7H2ZM244 6H245V5H242V7H244ZM239 8H240V9H239ZM239 8H237V9H236V8H233L232 10H230V12H229L230 14H228V15H229L228 18L231 17V16H232V18L234 17L233 19L238 18V16H239L238 13H239V12L241 13V11H242V9H243V8L241 9V6H240ZM244 8H245V7H244ZM238 9H239V10H238ZM1 10H2V11H1ZM5 11H4V12H5ZM234 12H235L236 14H235ZM2 13H3V14H2ZM3 15H4V16H3ZM9 15H11V14H9ZM9 15H6V17L9 16ZM230 15H231V16H230ZM235 15H236V16H235ZM6 17H5V18H6ZM1 18H0V20H2ZM233 19H232V22H233ZM3 20L5 21V19H3ZM3 20H2V22H4ZM7 20H8V17L6 18V21H7ZM236 20H237V19H236ZM236 20H235V21H236ZM231 24H233V23H231ZM55 26H58V25H57V24H50V25H49V27H55ZM229 26H230V24H229ZM233 26H234V27H237V28H244V27H245V26L242 27V26H240V25H233ZM233 26L231 25V29H234ZM238 26H239V27H238ZM249 26H250V25H249ZM249 26H247V27H246L247 29L245 28V30H244V31H246V32L248 33V35H250V36H247V37H246V36H240V35L237 36V33H235L236 30H237V28L235 29V32H234L233 30L230 29V27H229V29H227L228 26H225V27H224V30L226 29L225 31L228 32L227 36H226V35H225V36H226L227 38H229L228 40L226 39V37H225V39L222 38V37H224V36H220V34H218L217 32H215V33L213 34V32L211 33V31H208V30L206 31V30H204V31H203V35H205V37L208 38V40L206 41V43L204 42V41H205L204 36L201 35L199 32H198V33H191V34H189V37H187V35L182 36L183 38H181L180 36H179V37L177 36V37L180 38V39H178L177 37H176L177 39H176L175 37H171V38H173V39H171V38H169V37H168V38L165 37V39L163 40V39H161V38H163V36L160 37V38L156 36L157 38H156V37H155V38H154V37L152 38V40L155 41V42H153V41L151 40V37H147V39H146L147 41H148V38L150 39V40L148 41L149 43L147 42L149 46L147 45V43H145V41H146L145 38H146V37L143 38V39H142V38L134 39V41H135V40H136V41L138 40V42H136V43H137V44L139 43V46H138L136 43H134V41H133V39H131V37H129V38H128V37H125V38H128V39H127L128 41H127L126 39H125V40H122V39H124V38H122V39H118L119 41H118L117 39H116V40H113V42H112V40H111V41L109 40V42L111 43V45H112V44L114 45V46H110V47H109V49L111 48L112 50H115V49H116V47L118 46V45H117L118 43H120V44H119V47H122V46H124V45L127 46V44L130 45V46H134V45H135V47H133V48H136V47H137V48L134 49V50H140V49H141L140 51H137V52H139V54H140L141 51H142L143 53L146 52V51L143 50V49H145V47H151V48H147V49H145V50H148L147 53H149V51L152 52V49H153V52H154V50H155L156 54H154L155 52H154V53L152 52L153 54L150 52L152 56H151V55L149 56V54H147V53H144V54L142 53V54H140V55H142V58L139 56V54L135 55V58H134V56L130 57L128 54L123 53V52H125V49H124V48H123V50H121V48H119V49H120V50H119L118 47H117V50H115V54H116L117 56H116V55L114 56V55H113V54H114V51H111V50H109L108 48L103 49V48H101L100 46L90 45V44L85 43V42H81V43L79 42V44H81V45H79V46H80V50H81L80 58H81V56H82V54H83V57H84V55H85V57H86L85 60H86V59L89 60L88 58H91V57H92V58H91L92 60H95V56H96V60H95V62H94V61H92V60L90 59L89 61H92V63H93V64L91 63V64H92V65H91V64H89V63L86 64V62L84 61L83 58H82L83 60L79 63V60H80V59L77 60V59H78V58H77V59H76V60L78 61V62H76L77 64H74L75 62H73V64H72V62L69 63V64H72V65L74 66V67H73V68H74V72H73V74H75V75L78 76V77L81 76L82 79H83L85 75H88V74H89V72L92 74V72H94V70H95L94 67H96V66H100L101 69L103 68L102 71H104V74H103L102 71H101L102 74H101V72H99V75H102V77H101V76L96 77V75H95V78H96V79H97V78L100 79V82H101V83L99 82V80L96 81L94 78H92L93 76H92L90 79H94L95 81L93 80V82H94L93 84H96V85H92V83H91L92 80L89 79V76L86 77V79H83V80L81 81V83H79V85H80L79 87L81 88V90H82L83 92L87 93L88 96H87V94H84V93L80 90V88H78V86H76V87H72V88H71L72 90H71L70 88H69V90H68V89L66 90L64 85H58V86H57V84H49V85H47V83H46L47 86H45V83H44V86H45L46 88H45L44 86H42V88H40L39 91L43 89L42 91L44 92L48 87H49V88L52 87L51 89H52V90L54 89L53 91H52L51 89H49V90L47 89L48 91L46 90V92L49 93L50 90H51L52 92H50V93H52V94H55V93H56V95L59 94L58 96H56V95H49L50 93L47 95V93H46L47 98H48V96H49V97L51 96L50 98H53V97H54V98H53L54 100L51 99V100H53V104H52V101L50 100V98H49V102H48V100L45 101V99H47V98H46V95L43 94V92H41V94L43 95V96H41V94H40V92H39L38 90H36V91H37V94L40 95V96L38 95L39 97L36 95V93H35V95H34L33 92H26V93H25V92L23 91V93H22V90H21V91H20V90H17L18 93H19L18 98L20 97V99H18L19 102L16 101L18 93H17V92L15 93V91H14V92H10L11 94L9 93V94L1 95V96H0V102H3V103H0V104H1V105H0V115L4 116V114L8 113V111H6V110H9V112H10L11 110H10L9 108L13 107V108L15 109V110H13V111H17V112H21V113H22V114H21L22 117H19V120H20V118H21V120H22V119H25V120H22V121H28V120L34 121V119L36 118V116H37L38 114L40 115V114H42V113H44V112H46V111H56L57 107H58V110H59V111H62V110H64V109L66 108L67 110H65V111H63V112H64L66 115H70V119H65L66 121H65L64 124H65L66 126L71 125L69 128H70L71 131L73 130L72 133L74 132L73 134H70L71 136L74 135V134H76V133H75V130L77 129V126H80V125H81V123H82V124H83V123L85 124V123H87V122H86L87 120H88V123H89V121H92V120H90V119H92L91 117L88 118L89 116H92V117L94 116V118H93V120H94L95 118H97L98 115H100V114L103 113V112H106L107 110H108V111H115V109L117 108V109H116V111H117V110L120 109L121 107H123V110H124L125 108H127L126 111L124 110V112H125V113H128V115H129V117L126 116L128 119H127L126 117H124V119H125L124 121H126V122L122 121V122H120L121 124L118 123V124H119V127H117V124H113V125L115 126V128H114L113 125H111L112 129L109 128V129H108L109 131H108L107 129H105V131H108V132H105V131L103 132V131H102L103 134H101V132L99 133L100 135H99L98 138L101 139L100 137H103V138H102L103 140H106V141L109 140L108 143H110V145H112V144H114V143H115V144L118 143V142L120 141L119 139H121L122 137H123L124 139L126 138V139H125V143L128 144V145H126V144L124 143V141H123V142L121 141L122 144H121L119 147H120V149H122V148L125 149V150H123V153H124L123 155H124L125 158H124L123 155H122L121 157H123V158H120V159H122V161H121L120 159H116V158H114V160H111V161H113V162H110V163L108 162L109 164L106 163L107 165H105V168H104V171H103L102 174H107V173H108V174H113V173L115 172L116 174H118L117 176H119V175L123 176L122 173H123V174L125 173V174H124V177H121L122 182H120V183H123L126 187H125L123 184H121V185H122V186H120V187H122V190H121V191H124V190H130V189L132 190V189L134 188L133 193H134V191H136V192H135V195L138 194V195L140 196V199L156 198V201L159 200V202H158L159 206H158L156 209H154L153 211H149L148 215L145 214V215H143V216H141V217H140V216L138 217V215H137V216L135 215V217H136L135 219H134V216H133L132 218H130V217L128 216V215L130 214L128 210H125V212H122L121 215H120V218L123 219L124 222H126V221H127V223L131 222L130 224H127V225H131V224L133 223L131 226H133V227L135 226V228H133L132 230H134V229H135V230H134V232L131 231V232H133V233H132V234H133L132 237H128V238L122 237V240H121L119 237H117V239H116V238L114 239L115 236L113 237V235H114V233H115L116 230H117L116 228L118 227V225L121 224V222H123V220H121L119 217H118L117 219L114 218V219H113V223L115 224V225H114V224L112 223V220H111L110 217H109V213H107V212H110V211H109L108 209H107V210H103L104 208H107V207L111 206V204H112V203H111V202H112V198L116 195V193L113 194V195H110L111 193H108V196L106 195L107 192L102 193V194H100V195H97V196H95L96 198L94 197V199H92L93 202H91V200L89 201V202H90L89 204H88V202H87L88 200H85V201H83V202L77 203V205H72V204H71L72 206H75V208H74V207H72L71 205H67L68 207H66V204H65V202H64V201H65V198H63V197H62V194H61L62 192H61V193H60V191H59L58 193H57V191H50V192H47V193H45V194L41 197L42 200H43V201L45 202V204H46V206H45V207H46L45 210L47 211L48 206H49L51 209H52V208H53V209H54V208H57V207L59 206L58 208H60V209L57 208V210L55 209L54 211L49 209L48 212H49V213H50V212H51V213H53V212L55 213L56 211H58L57 213H61V212H62L61 214H59L61 217H62V215H63L62 218L59 216V217L61 218V220L58 219L59 217H57L58 214H56V213L53 214V215L50 214L48 218L51 219L52 216H53L54 219H55V218L57 217L58 221H57V222H53V224H54V223H55V224H56V223H59V226H60L61 224H63V225H61V228H62L64 225L67 226L68 224L70 225V224L72 223V222H71V223H69V222H70L71 220H73V218H75L76 216H75V217H71V219L69 218V219H68V222H66V220H67V218H68V217H66V216H67V215L69 216L72 212H74L75 209H77V210H80V209H81V211H82V207L84 208V207L87 206V208H89V210H90V212H89V211H88V212H84V213L82 212L81 214H79V215H80V216L78 215V216H79V219H78V217H76V218L74 219V221H75V222H74L75 225H76V223L78 222L77 220H80V218H81L82 220H80V221L77 223V226L81 223V221H82L83 224L81 223L78 227H77V226H76V228L74 227V228H75V231H70L69 233H67L66 236L64 235L65 237L62 236V238H63V242H64V241H65V242L67 241L68 243H71V244H69V245H65V246H66V247H64V250L66 249L65 251H62V249H55L56 246H57V243H58V242L56 241V242H57V243H56L55 240H54L53 238H52V239H53L54 241H52V239L50 238L51 240L48 241L49 243L47 244V246H46V244H45L46 247L43 245L44 248H46L45 250H44V248H43L42 246H40V249H38L39 246H38V247L36 246V247H34V249H31L32 251H31V250H29V251L27 250V254H25L26 252H23L24 250H21V248H17V247L14 246L12 243H11V244H8V245H6V246H4V247L0 246V258H1V259H0V264H11V263H12V264H18L19 262H20V264H28V263H29V264H31V263H32V264H36V263H38V264H40V263H41V264H46V263H47V264H51L52 262H53L52 264H56V263L59 264L58 262H61V261H71L73 258H70V257H73V254H74L75 252H76L75 255H83V256L86 257V258H87V257L89 258V257L93 256V259H94V260H92V257H91L90 261H91V262L94 261V263L96 264V263H98V262L101 260V258L104 256V255H103L104 252H105V254H106V251H107V250H108V251H111V252H112L113 254H115V255L112 254V256H111V255H110L111 252H110L109 254H108V252H107V254L104 256V258H102V259H105V260H101L102 263H101V261H100L99 264H105V262H106V263H109L108 261H110V264L119 263V262H116V261H118L117 259H119L120 262H121L123 259H126V260L128 259V260H127L128 262L126 261L125 264H129L131 260H133V261H131L132 263H130V264H135V263H137V264H142V263H143V264H147V262H148V264H155V263H157L156 261L159 262L161 258H165V257H164L165 255H166V256H167V255H172V256H173V255H176V254L182 249L181 247L184 246V245H183L184 243L190 242V241H191V238H193V236L197 234V231H196V230H193L194 232H192L191 229H192V228L194 229V228L196 227V224H197V223L199 224L200 222H201L202 224L204 223V224H207V225L209 226V227H206V226H205V229H204V230H205V234H206L207 237L205 236V239H204L205 242H203V243H205V244H202V247H206V245H208L207 247H209V246H215L216 248L222 247V246L224 245V243H225V242H223V240H224V239H223V236H224V238L227 237L229 240H232V238H233L235 245H236L237 242H239L238 245H236V246H238V247H236V248H237V253L235 252L233 255L230 256V257H231V259L229 258V261L231 260L230 262L227 260V261L229 262V264H234V263L237 264V263H239V262H240V264H251V263H252V260H251V259H254L255 257H259L260 255H261L263 258H261V259L259 260V263L261 264V262H264V244H263V243H264V238H263L264 235H262V234H264V223H262V224H261V223H258V224L253 223V224H250V225L247 226V224L245 225V223H244V218H245L244 216H243V217H241V216H237V217H239V218L241 217V219L235 217V219H232V220H233V221H232V220H229V218L225 217L224 214H226V213H223L224 210H223L222 206H221V207H218L219 209L222 208V209L220 210V212H221V213H220L218 208H217V209H214V211H213L214 206H210V205L207 206V205H206V204H207L206 202H209V200H210L211 197H215V196H216V194H214V192L219 191V189H220V191H221L222 189L226 188L227 186H228L227 188H230V185H229V183H230L229 181H230V180H228V181L226 180L228 184H227L225 181H224L225 184H224V182L221 181V182H222L221 184L224 185V188H223V185H218V186H216V189H215V188L213 189L214 191L212 190V191H210V192H208V193H206V194H202V193L199 192V191H198L199 193H197L196 190L193 189V188L191 187V190H195V191H194V192L192 191L193 194H192V193H191V195L189 194V193L191 192V191H190V185H191V186L194 185V188H195L197 185L201 184L202 182H205V180H207L208 177L214 176V172H215V175H217L218 173H220V172H221V171H220L221 169L211 172V173H213V175L210 174V176H209V175H204V174L200 175V171H199L198 169H196L197 166L194 165V164H195V163H196V164L199 163V161H201L200 159L202 158V156L205 155L204 153H201V151H206V150H207V151H210V150H212V149L215 148V147H212V148H211V147H207V146H206V147H204V146L202 147V146H199V145H198V144H200V143H201L202 145H203V143H204V144H207V143H209V140H210V138H207V137L204 138L203 136L197 135L198 133H197L196 135L190 136V133L193 132L194 130H195V131H198V128H194V129H192V130L189 131V132H188V130H187V132L184 131V129L186 128L184 125L190 127L191 124H193V121H194V122L196 121V119H194V118H196L197 116H201V115H202L203 117H208L210 114H212V113L209 111V109H210V107L213 106L214 103H212V102H214V100H216L215 98H219V96H215V95H216V94L218 95V93H219V91L221 90V88H223V89H222V91H220V92L225 91V89H227L228 87H229V88L236 89V87H238L239 84L241 85L242 83H246L247 81H249V80H247V75H250V73H252V71H253V73H254V70H255V72H256V69H258V67H259V69L261 68V69H260L261 71H263L262 68L264 69V60H263L264 57H262V56H264V52H262L261 54H259L260 56L257 55V59L255 58V60H256V62L258 63L259 66L256 65V64H253V63H252L253 65H251V64H249V63H246L247 65H251V66H247V65L245 64V65L247 66V68L250 67V70H247V69H246V66H245L244 64H241V66H243L245 69H244V68H240V67H239L240 64H239L238 66L234 65V66L236 67L235 69H234V66H233L232 70H233L234 72L231 70V67H232V66H230V69H227V68H229V65H227V64H229L230 61H231V59H232V58H231L230 61H229V59H227V56L230 55V54H233V55H234V53H231V52H232V51L235 52V51H234V50L236 49L235 47L239 46V43H240V42H241V43H242V41H243V43L250 42V41H246V40H241V37H242V39H243V38L246 39V38H249V37H252V38H253V36H254L253 34H255V32H256V30H257V27H256L255 25H251V26H253V27H251V26L249 27ZM249 28H250V29H249ZM254 28H255V29H254ZM248 29H249V30H248ZM251 29H252V30H251ZM239 30H240V29H239ZM253 30H254V31H253ZM249 31H250V32L253 31V32H251L252 34H251ZM0 33H1V31H0ZM204 33H205V34H204ZM229 33H230V34H229ZM198 34H199L200 37L203 36L204 41H203V38H202V37H201V38H202V39H201L200 37H197V36H196V35H198ZM211 34H212V36H214V39H213V37L211 36ZM215 34H216V36H217V35L219 36V37L217 36V39H218V40H216V41H215V38H216ZM221 34H222V33H221ZM190 35H191L192 37H190ZM222 35H224V34H222ZM228 35H230V36H228ZM235 35H236V36H235ZM194 36H195V37H194ZM208 36H209V37H208ZM263 36H264V34H263ZM263 36L261 35L262 39H261V37H260V39H258L259 41H258V40H257V41H256V40H253L252 38H250V39H252V40H251L252 42H260V41H263V40H264ZM185 37H186V38H185ZM236 37H238V38H237L236 40H234ZM254 37H255V36H254ZM174 38H175V39H174ZM187 38H188V39H191V40H192V38H193V40H196V38H197V40L194 41V43H193V41L190 40L192 43L189 44L190 42H187L188 44H187V46H186V44H185L186 41H189V40H186ZM198 38H199V39H198ZM209 38H210V39H209ZM219 38H221V39H219ZM232 38H234V39H232ZM160 39H161V40H160ZM166 39H167V40H168V39H171V41L168 42ZM181 39L183 40V42H182V44H179V45H178V42H179V41H180L179 43H181V41H182ZM230 39H231V40H230ZM239 39H240L241 41H240ZM120 40H121L122 42H120ZM143 40H145V41H143ZM172 40H173V41H172ZM178 40H179V41H178ZM198 40H202V41H203V42L200 41L201 44L203 43V46L199 45L200 43H199V44L197 43ZM222 40H224V41H222ZM225 40H226L227 42H226ZM229 40H230V41H229ZM233 40H234V41H233ZM237 40H238L239 42H238ZM114 41H115V42H114ZM116 41H117V44H115ZM123 41H126V42L124 43ZM130 41H131V42L133 41V43H131ZM151 41L154 43V45H156V46H157V45H160V46H157V47H156V46H154L153 44H150ZM159 41H160V42H159ZM163 41H167V42H168V43L164 42V44L166 43V45L162 44V45H164L165 47H164V46H161V42L163 43ZM174 41H175V42L177 41V44H176ZM217 41H218L219 43H218ZM231 41H232V42H231ZM235 41H237L238 43L235 42ZM62 42H63V41H62ZM65 42H69V41H65ZM76 42H77V41H76ZM140 42H142V43H140ZM152 42H151V43H152ZM156 42H158V43L155 44ZM172 42L174 43V47H173V48L167 46V44L169 45V43H172ZM198 42H199V41H198ZM209 42H211L210 44L213 45V48H212V45L210 46V44H208ZM213 42H215V43H213ZM225 42L227 43V45H228V42H231L232 44H233V43L235 44V45L233 44L235 47H234L232 44H229V45H228V46H229V48H228L229 50H230L232 47L235 48V49L233 48L234 50H233V49L230 50L231 52H230L229 50H227V48H226V50L229 51V54H227V51L224 49V47L222 48V44L225 43ZM59 43H60V44H59ZM59 43H57V44H59V45H58V49H56V48H57V47H56L57 44H55V47H56V48H55L54 50H49V49H48L50 52H52L51 55L54 54V55H53L54 58H56V57H55V52H57V53H56V56H57V54H58V56H57V58H56V60H55L56 63H57V60H58V59L60 58V56H61V55L59 56V54H61L63 51L65 52V50H67V51H66L67 53L65 52V53H63V54H66V55H67V54L70 53V54H72L71 56H74V55H76V52L79 50V48H76V51H74L75 47L78 46V45H77L78 42L75 43V42L70 41L69 43H71V45H74L73 43H75L76 46H71L70 44L67 43V44H66L67 47H66V45H65V46L63 45L64 42H63V43L59 42ZM82 43H83V44H82ZM121 43H122V44H121ZM126 43H127V44H126ZM204 43L207 44L209 47H208V46H205ZM241 43H240V44H241ZM64 44H65V43H64ZM140 44H142V45L140 46ZM144 44H145V45H144ZM196 44H198V45H197V46H194V45H196ZM61 45H62V46H61ZM68 45H69V47H68ZM86 45H87L88 49L90 48L91 51L88 50V49L85 47ZM115 45H116V47H115ZM146 45H147V46H146ZM151 45L154 46L155 48H154V47L152 48ZM172 45H173V44H172ZM175 45H177V46H175ZM188 45H190V46L188 47ZM227 45H226V47H228ZM230 45H231V46H230ZM53 46H54V45H53ZM59 46H61L62 48L59 47ZM63 46H64V48H63ZM82 46H83V48H81ZM144 46H145V47H144ZM166 46H167V47H166ZM179 46H180V47H179ZM182 46H184V47L186 46L187 49H186V48H183ZM191 46H192V47H191ZM216 46H217V47H216ZM218 46H219V47L221 46V47L219 48ZM70 47H73V48H74V49H73V52L71 51L72 48H71V50L69 49ZM84 47H85V48H84ZM113 47H114V49H113ZM139 47H140V48H139ZM143 47H144V48H143ZM160 47H162V48H160ZM181 47H182V49L180 50L179 48H181ZM190 47H191V48H190ZM214 47L216 48V50H215ZM230 47H231V48H230ZM60 48H61V50H60ZM65 48H66V49H65ZM142 48H143V49H142ZM165 48H166V49L171 48V49H174V50L177 49V50H180L181 53H179V51H177V50L173 51V50H169V49H168V50H169V51H172V52L166 53V49H165ZM210 48H211V49H210ZM217 48H218V50H217ZM64 49H65V50H64ZM68 49L70 50L69 52H68ZM77 49H78V50H77ZM84 49H86V51H85ZM184 49H186V50H184ZM206 49H207L208 52L206 51ZM220 49H221V50H220ZM55 50H59V51H55ZM62 50H63V51H62ZM83 50L85 51V53L83 52ZM105 50H106V51H105ZM107 50H108L109 53L107 52ZM156 50H157V51H156ZM160 50H161V51L164 50L165 52H161ZM168 50H167V52H168ZM188 50H189V51H188ZM219 50H220L221 52H223V53L221 54V52H220ZM53 51H55V52H53ZM126 51H128V50L126 49ZM187 51H188L189 53H187ZM203 51H204V52H203ZM47 52H48V51H47ZM50 52H49V54H47V55H49V56L45 55L46 50H45V51H42L41 53H39V55H38V59H39V60L36 59L37 56H36V55H33L32 53L29 54V53L27 52L26 55H25L26 57L24 56V53H23V54L20 56V58H22V61H19V62H23V64L20 63V64H21V67L24 65V67L21 68L22 70H18V69H20V68H19L20 65H19L18 63H16V62H15V63H16L17 65H19L18 67H17V65H13V64L11 65L10 63L0 62V64H1V65H0V68L3 67V66H4L3 63H5V66H4V67H5V70L3 69L4 67L1 68V69H2V72H1V69H0V72H1V73H3V74L5 75V74L8 73V70H10V71L12 70L11 73H10V72L8 73L9 77H8V75H7V80L5 79V78H6V77H5L6 75L4 76L3 74L0 73V75H1V76H0V89L3 88V87L5 86V84L7 85V84H9V83L12 84V83L17 82V81L19 82V79H20V78H22V80L25 79V78H23V76L26 74V72H27V74H30V72H31L30 75H27V74H26V75L24 76V77H26L27 79H32V78L34 79L35 77H37V78L39 79L40 76H41V77L46 76V75H44V74H45V73H48L49 69H50L49 72H52L53 70L56 72V71H58L60 68L64 69V66H65V68H66V67L68 68V66L66 65V64H67L66 61H65L64 63L62 62V60L65 59V56L63 57V54H62V56H61V57H63V58H60V59H59V60L61 61V63L58 62V64L56 65V63L53 62L54 60H52V59H54L53 56H52V59H50V58H51V57H50ZM58 52H60V53H58ZM71 52H72V53H71ZM87 52H89V53H93L92 56H91V54L86 55ZM110 52H111V54L113 53V54H112L113 57L111 56V57L113 58V60H112V58L110 57L111 59H108V63H110V62L112 61V64H111V63H110L111 65H110V64H107L106 67H105V64H106L105 62L107 61L106 58L109 57ZM118 52H119L120 54H119ZM157 52H158V53H157ZM190 52H194V57H192L193 54H191ZM217 52H218V53H217ZM73 53H74V55H73ZM79 53H80V52H78L77 55H79ZM95 53H96V55L93 57V55H94ZM104 53H105V54H104ZM106 53H107L108 57H105V56H106ZM117 53H118V54H117ZM121 53H122V54H121ZM161 53H162V54H161ZM163 53H164L165 55H163ZM178 53H179V54H178ZM184 53H185V54H184ZM214 53H216V54H214ZM40 54H42V55H44V56H47V58L44 57V56H43V57H44L45 59L42 58V55H40ZM111 54H110V55H111ZM146 54H147L150 58L147 57ZM172 54H173V55H172ZM176 54H178V55L175 56ZM180 54H182V55L179 56ZM189 54H191L192 56L189 55ZM197 54H198V55H197ZM211 54H212V55H211ZM219 54H220V56H218V57H220V58H219V60H218V58L216 57V55H219ZM29 55H30V58H31V56H32V60L29 58ZM77 55H76V56H77ZM89 55H90V56H89ZM97 55H99V57H98ZM100 55H101L104 59H101L102 57H101ZM103 55H104V56H103ZM122 55H124V56H122ZM143 55H144V56H143ZM155 55H156V56H155ZM161 55H162V56H161ZM183 55L186 56V58H187L189 61H188L187 59H185V57H184ZM187 55H189V56H187ZM225 55H226V56H225ZM69 56H70V55H69ZM88 56H89V57H88ZM145 56H146V57H145ZM153 56H155V57H153ZM169 56H172V57L174 58L173 60H174L175 62H173V60H169V59L172 58V57H169ZM178 56H179V57H178ZM195 56H196V57H195ZM211 56H213V57H212L213 60L209 59ZM223 56H225V57H223ZM258 56H259V57H258ZM33 57H34V59H33ZM35 57H36V58H35ZM48 57H50V58L48 59ZM58 57H59V58H58ZM78 57H79V56H78ZM114 57H115V59H114ZM117 57H118L120 60H121V58H122V61H123V59H124V62L126 61V62H125V63L127 64V65H125L126 68L123 66L125 69H127V68L129 69L128 63H129V62H132L131 64L129 63L130 65H132V66L130 67V69H129L130 71L127 69L129 72H127V70H123V69L120 70V69H119L120 71H122V72H120V71H118V70L116 69V68H118V67H116V65H115V62H116V61H114V60H116ZM120 57H121V58H120ZM138 57H140V58H138ZM143 57H144L145 59H144ZM151 57H153L154 59H151ZM156 57H158V58H160V57L162 58V57H163L162 59H160V60L162 61V63L164 62L163 60H165V61H167V62H164V63H167V64L171 65V66L168 67V66L165 64V65L167 66L166 68H167L168 71H167V70H166V71H165V70H162L161 66H159L160 64L158 65V63H155V61H157V60L159 61V59L156 60ZM168 57H169V58H168ZM228 57L230 58V56H228ZM231 57H233V56H231ZM260 57H262V58H260ZM20 58H17L16 60L18 61V59H20ZM98 58H99V60H101V61L103 60V61H102V62H101V61L99 62ZM118 58H117V60H119ZM126 58H127V60H126ZM129 58H130V60H129ZM131 58H132V59H131ZM182 58H184V59H182ZM205 58H206V60H205ZM216 58H217V59H216ZM221 58H223V60H224V59L227 60L229 63H227V61H225V60H224L225 62L222 61V60H220ZM35 59H36V60H35ZM135 59H138V61L136 60L138 63H136ZM141 59H142V64H139V62L141 63ZM143 59H144V60H143ZM215 59H216L217 61H215ZM20 60H21V59H20ZM42 60H43V61H46V63H47V62L49 63L50 60H51L50 63H51L52 65H50V63H49V65L46 64V63H45L46 65H44V63H43ZM48 60H49V61H48ZM59 60H58V61H59ZM76 60H74V61H76ZM128 60H129V62H128ZM153 60H154V61H153ZM186 60H187V61H186ZM190 60H191V61H190ZM198 60H199V61L201 60L200 64L198 63V62H199ZM262 60H263V61H262ZM25 61H26V62H25ZM28 61H29V62H28ZM31 61H32V63H31ZM63 61H64V60H63ZM89 61H88V62H89ZM109 61H110V62H109ZM143 61H145V62H147V63H145V62H143ZM150 61H152V62H154V63L151 64V66L149 67L148 64H150ZM158 61H157V62H158ZM161 61H159V62H161ZM171 61H172V62H171ZM202 61H205V62L203 63ZM213 61H214V62H213ZM219 61H220V63H219ZM83 62H84V64L87 65L86 67H82V66L84 65V64H82ZM103 62H104V65H101V63H103ZM113 62H114V63H113ZM127 62H128V63H127ZM152 62H151V63H152ZM216 62H217V63H216ZM256 62H254V63H256ZM15 63H14V64H15ZM24 63H25V64H24ZM28 63H29V64H28ZM36 63H37V64H36ZM42 63H43V65H41ZM59 63H60V64H59ZM62 63L64 64V66H60ZM95 63H96V64H95ZM162 63H161V65H162ZM164 63H163V65H164ZM173 63H175V64H173ZM201 63L204 64V65L202 64V65L204 66V69L207 67L206 69H207L208 71H206V69H205V71H206L207 73L204 71L203 67H202V69H201V66H202ZM208 63H209L210 65H209ZM213 63H215V64H213ZM218 63H219V64L222 63V64L219 65ZM225 63H226V64H225ZM262 63H263V64H262ZM2 64H3V66H2ZM30 64H31V65H30ZM53 64H54L55 66H54ZM63 64H62V65H63ZM78 64H79V65H78ZM88 64H89V65H88ZM94 64H95V66H94ZM98 64H100V65H98ZM133 64H134V65H133ZM138 64H139V65H142V66H143V64H144L143 68H141L142 66H140V68H139ZM145 64H146V66H145ZM156 64H157L158 66H157ZM212 64L214 65L213 67H215V65H217V64H218L220 67H221L222 65H224V66H228V67H226V69H225L224 67H221V68L224 70V71H223L222 69L218 68L219 66L217 65V68L215 67L217 71H218V69H219V72H217V74L219 75V73H221V76L219 75V77L217 78V76H214V75H213L214 72H215L216 70H215V69H213L212 71L209 70V69L212 67V66H211ZM34 65H35V66H34ZM58 65H59V66H58ZM75 65H76V66L78 65V66L76 67ZM90 65L92 66V68H94V69H92L93 71H91V66H90ZM153 65H154V68H155V67L158 68L161 72H160L159 70H156V68L153 69V67H152ZM155 65H156V66H155ZM165 65H164V67H165ZM208 65L211 66V67L209 68ZM254 65H255V69H254V67H253ZM36 66H37V67H36ZM40 66H42L41 68H43V67L46 68V71H44V70H45L44 68H43L44 70H43V69H40ZM49 66H51V68H52V67H53V68L51 69ZM80 66H81V67H80ZM102 66H104V67H102ZM107 66H110V67H107ZM113 66H114L115 68H114ZM135 66H137L138 69L134 70V68H136ZM147 66H148V68H149V71L147 70V69H148ZM181 66H182L184 69H183ZM188 66H189V67H188ZM260 66H263V67H260ZM47 67H49V69H48ZM56 67H57V68H56ZM111 67H113V68H111ZM123 67H122V68H123ZM145 67H146V68H145ZM164 67H163V68H164ZM187 67H188L189 69H188ZM190 67H191V68H190ZM17 68H18V69H17ZM25 68H26V69H25ZM28 68H29V69L31 68V69L29 70ZM32 68H33V70H35L36 72L31 71ZM82 68L85 69L84 72L87 71V70H88V72H85L86 74L83 73V72H81V71L83 70ZM86 68H87V69H86ZM96 68H97V67H96ZM151 68H152V70H150ZM166 68H164V69H166ZM168 68H171V70H172V69L175 70V72H174L173 70H172L173 73H172V72H169V69H168ZM180 68H181V69H180ZM239 68H240V69H239ZM15 69H16V71H14ZM23 69H25V70H24L25 73L22 72ZM115 69H116V70H115ZM141 69H142V70H141ZM176 69H179L180 71L177 70L178 72H176ZM190 69H192L193 71L190 70ZM199 69H201L200 71H202V72L204 71L203 74L206 73V74L204 75L205 77H206V75H207V77L205 78V80L203 79L204 76L201 75V74L199 73L200 71H197V70H199ZM211 69H212V68H211ZM237 69H238V70H237ZM259 69L257 70V72H261V71H259ZM26 70H28V71H26ZM42 70H43V71H42ZM47 70H48V71H47ZM89 70H90V71H89ZM140 70H141V71H145V72H143V73H145V75H144ZM153 70H156V71L154 72ZM184 70H185V71H184ZM189 70H190L192 73H191ZM225 70H227V71H228V70H231V71L233 72V73H231V75H232V74H233V75L230 76V72H231V71H228V72H229V74H228L227 71L225 72ZM235 70H237V71L235 72ZM17 71H18V72H17ZM19 71H21L22 73L19 72ZM29 71H30V72H29ZM37 71H38L39 73L41 72L42 74L40 73L41 75H39V74L37 73ZM54 71H53V72H54ZM107 71H108V72H107ZM116 71H118L120 74H121V73L123 74V75L121 74V75H122V76H121L122 78L120 77V74H119L118 72H116ZM123 71H126V72H123ZM133 71H135V72H133ZM138 71H139L140 73H142V76L139 75L140 73H139ZM150 71H152V74H151V75H154L153 78L157 75V74H156L157 71H158V75H159V76H161V75H163V74H167V72H168V73H171L172 75L167 74V75H166L167 78H166L165 75H163V78H164V79L161 77L162 80L165 81V83H164V81L161 80V78L159 79L158 76H156V77H158V81L155 80V79H157V78L155 77L154 79L152 78V80L154 81V83H152V82L150 83V82H147V80H149V79L152 77L150 74H149L150 77L148 76V72L151 73ZM163 71H164V72H163ZM209 71H210V72H209ZM222 71H223L226 75H229L231 78L233 77L234 79H233V78L230 79V78L227 77ZM248 71H249V73H248ZM250 71H251V72H250ZM4 72H5V73H4ZM6 72H7V73H6ZM12 72L16 73L17 75L14 74V73H12ZM28 72H29V73H28ZM95 72H96V71H95ZM105 72H106V73H109V75H106V76H108V77H111V76L114 75V74H116V75H115V76H112L111 79L108 78V80L106 81V78H105V80H104V78H103V77H105V76H104V75H105ZM113 72H114V74H113ZM131 72L134 74V76L136 75V76H135L136 78L139 77V78H137V79H140V77H143V76H144V77H143L144 79L141 78L140 80H138V82H140V83H139L140 85H141V82L143 81V85H141V87H138V86H137L138 83H137V84L135 83V82H137V81L135 80V77H134V76L131 75V76H132L131 79H133V77H134V80H135V81H134V80H131V81H132V82H131V81L129 80L130 77L128 78V74H127V75L124 74V73H129V74H130ZM162 72H163V74H162ZM165 72H166V73H165ZM184 72H185V73H184ZM187 72H190L191 75L193 74L192 77H190V79L193 78V77H194L195 79H197L198 82H197V81H194V80L191 79L193 82L196 83V86H197V83H199V85L203 83L204 85H206V86H204V88H205V87H207V85H209L210 83H211V84L215 83V82H211V80H210L211 78L213 79L214 77H215V78H214L213 80H215L216 82H220V85H221V83H222V85H224V86L222 87V85H221V86L219 85V87H221L220 90H218V89H219L218 87H215V88H217V89L214 88V89H215V91H214L215 94H214L213 92H210V94H211V93H212V94H211V95L209 94V97H206L205 95L208 96V94H206L205 92H204L205 94L203 93L202 90H203L204 88H202V87H203V84H202V86H201L202 89L199 88V89H200L199 91H200L203 95H202V94H199L200 92L197 91V93L199 92V93H198V94H199V97H198V96H197L198 94H197V93H194V92H196V90H198V89L195 90V87H196V86H194V84H195V83H194V84H192V85L194 86V87H193V88H194V89H193V93H194V94L191 95V93H192V88L190 87L191 84H189V83L191 82V80H189V75H188L189 73H187ZM202 72H201V73H202ZM238 72H239V73H238ZM78 73H82V74L80 75V74H78ZM110 73H111V74H110ZM132 73H131V74H132ZM135 73H136V74H135ZM138 73H139V74H138ZM159 73H160V74H159ZM175 73H176V74L178 73V74L176 75V79H177V78L179 79V77H182V78H183V74H184V75H185V74L188 75V76H184V78H183V79H185L186 81H185V80H181V78L179 79V81H178V79H177V80L174 79V78H175V77H174V76H175V75H174ZM179 73H183V74H180V75H179ZM212 73H213V74H212ZM222 73H223L224 75H223ZM242 73H243V74L245 73V74H244L245 76H244ZM253 73H252V74H253ZM10 74H12V75H10ZM77 74H78V75H77ZM84 74H85V75H84ZM137 74H138V76H137ZM155 74H156V75H155ZM199 74H200V76H201L202 79L198 76ZM2 75H3V76H2ZM15 75H16L17 77H15ZM22 75H23V76H22ZM83 75H84V76H83ZM110 75H111V76H110ZM124 75H125V77H127V78H126L127 81H126L125 79H123V76H124ZM146 75L148 76V79L145 77ZM181 75H182V76H181ZM191 75H190V76H191ZM194 75H195V76H194ZM210 75H211V76H210ZM215 75H216V73H215ZM222 75H223V76H222ZM241 75H243V77H242ZM13 76H14L16 79L13 78ZM20 76H22V77H20ZM27 76H28V77H27ZM34 76H35V77H34ZM38 76H39V77H38ZM50 76H51V75H50ZM55 76H57V75H55ZM97 76H98V75H97ZM129 76H130V75H129ZM209 76H210L211 78H210ZM213 76H214V77H213ZM224 76H226L227 78H225ZM237 76H239V77L242 78V79H238ZM1 77H2V78H1ZM114 77H115V78L118 77V78H117L118 80L115 79L116 81H114ZM119 77H120V78H119ZM173 77H174V78H173ZM187 77H188V82H187ZM196 77H197V78H196ZM208 77H209V78H208ZM236 77H237V78H236ZM245 77H246V78H245ZM8 78H9L11 81H13V82L9 81ZM17 78H18V79H17ZM37 78H35L34 81H36ZM169 78H171L173 84H172V83H169V85H168L167 81H171V80H169ZM172 78H173L174 80H173ZM198 78H199V79H198ZM33 79H32V80H33ZM38 79H37V80H38ZM102 79H103L104 83L101 81ZM145 79H147V80H145ZM208 79H209V80H208ZM229 79H230V80H229ZM235 79L240 80V82H238L237 80L234 81ZM14 80H15V81H14ZM89 80H90V81H89ZM111 80H113V82H115V83H113L114 85H117L118 87L126 85L125 87H129V89L126 88V89H127V90H126V89H124L125 87H124L123 89H122V87H121V88H118L117 86H114L113 84H112V85H113V89H109V88H111V86H110L111 84H109L108 82L112 83ZM119 80H120V81H119ZM121 80L123 81V84H122V81H121ZM128 80H129V81H128ZM159 80H161V81H159ZM166 80H167V81H166ZM175 80H176V81H175ZM200 80H201V81H200ZM207 80H208V81H207ZM213 80H212V81H213ZM228 80H229V81H228ZM241 80H243V81H241ZM3 81H4V82H3ZM8 81H9V82H8ZM87 81H88V82H87ZM124 81H126L127 83L124 82ZM133 81H134V82H133ZM149 81H151V79H150ZM183 81H184L185 83H187V84H186V85H183V84H184ZM204 81H205V82H204ZM232 81H233V82H232ZM5 82H8V83H5ZM82 82H83V84H82ZM96 82H97V83H96ZM105 82L108 83V85H107ZM120 82H121V83H120ZM160 82H161V83H160ZM176 82H178L179 84L182 83V85H183L184 88H185V89H184L181 85H180L181 88H178V87H180L179 85H178V87L176 86V87L179 89V90L177 91V92H179V93H178V96H177V93H176L177 88L174 86V83H175V85L178 84V83H176ZM193 82H191V83H193ZM201 82H202V83H201ZM235 82H236V83H235ZM84 83H85V86L87 85L86 88H85V90H84V86H82V85H84ZM88 83H89V85H88ZM90 83H91V84H90ZM98 83H100V85H99L100 87L103 86V85L105 86V84H106V87H104V88L101 87V88H100V87L98 86V87H99V89H98V87H96ZM116 83H118V84L120 83V84L118 85V84H116ZM124 83H126V84H124ZM130 83H131V85H130ZM134 83H135L136 85H135ZM144 83H145V84H144ZM155 83H157V84H155ZM226 83H227V84H226ZM42 84H43V83L38 84V82H37V85H39V87H41L40 85H42ZM102 84H103V85H102ZM127 84H129V86H128ZM132 84H133V85H132ZM150 84H151V85H150ZM162 84H163V85H162ZM164 84H166L167 86L164 85ZM171 84H172V85H171ZM188 84H189V85H188ZM211 84H210V85H211ZM231 84H232V85H231ZM91 85H92V87L95 86L97 89L94 87V88H93V91H91V90H92L91 87H90ZM146 85H147V86H146ZM161 85L164 86V87L166 86L165 89L167 90L168 93L164 90V87L162 88ZM187 85H188V87L191 89V91H190V89L187 87ZM199 85H198V86H199ZM233 85H236V86L234 87ZM50 86H51V87H50ZM62 86H63L64 89L66 90L65 93L68 92V93H67L68 95H67V94L65 95V93H63V92H64V91H63L64 89H63ZM131 86H132L133 88H134V86L137 87V88L132 89ZM152 86H154L153 88H151V89H153V90H152V91L150 90V91H151L152 93H154V94H155V91H154V88H155V90H156V91H160V93H162V92L165 91L167 95H164V96L171 95L172 99H175V101H177V102H179L183 97H184V99L181 101V104L179 103L180 105H179L177 102H175V101L173 100V101H174V105H175V107H176L175 109L173 108L174 106H173V104L171 103V102H173V101H171L172 99L169 98V97H167V98L165 97L163 100L161 99V101H159V104H158V103L156 104V106H157V105H159V106L156 107V106H153V105H152V106L149 108L147 105L149 104L148 102H149V100H151L150 98H152L153 95H152L151 93H149L150 91H148L149 89H147V87L150 88V87H152ZM158 86H159V87L161 86V88H159ZM168 86H169V87H168ZM172 86H173V88H171ZM198 86H197L196 88H198ZM232 86H233V87H232ZM43 87H44L45 89H44ZM59 87L62 88L63 90H61ZM108 87H109V88H108ZM174 87H175L176 89H174ZM186 87H187V88H186ZM66 88H67V87H66ZM105 88H106V89H105ZM130 88H131L132 91H128V90H130ZM140 88H141V90H142L143 92H144V90H145V91L147 90V91L144 92V93L142 94ZM169 88H171V89H169ZM182 88H183V89H182ZM86 89L90 90V93H88L89 91H87ZM94 89H96V90H94ZM135 89H136V90H135ZM137 89H138V91H137ZM162 89H163V90H162ZM168 89H169V90L174 89V90L171 91V92H174V91H175L176 94H173V96H172V93H169ZM188 89H189V91H190L191 93L188 91ZM214 89H213V90H214ZM70 90H71V91H70ZM74 90H75V91H74ZM77 90L80 91V93H79ZM98 90H100V93H101V94L97 92ZM110 90L112 91V93H111ZM124 90H126V91H124ZM134 90H135V91H134ZM180 90H181V92H180ZM183 90H184V92H185L187 95H186V94H185V95H184V94L182 95V93H184ZM213 90H211V91H213ZM230 90H231V89H230ZM19 91H20V92H19ZM36 91H35V92H36ZM54 91H55V92H54ZM61 91H63V92H61ZM76 91H77V92H76ZM102 91H103V92H102ZM104 91H105V93H104ZM123 91H124V92H123ZM136 91H137V92H136ZM216 91H217V92H216ZM227 91H229V90H227ZM69 92L72 93V94L75 92L74 95H75L76 93H79V95H81V94L83 93V94H82L83 96L81 95V97H80L81 100H79V96H77V95H78V94H77V95H75V96H77L78 98H77V97H76V98L74 97V99H73V96H71L72 94H69ZM92 92H93L94 95H92ZM96 92H97L98 94H97ZM117 92L120 93V94H118V95L120 96V98H115L116 96L118 97V95H116ZM165 92H164V93H165ZM24 93H25V95H26V96H25V100H24V98H23V97H24V96H23ZM27 93H28L29 95H28ZM31 93H32V94H31ZM95 93H96L98 96L95 95ZM102 93H103V94H102ZM123 93L125 94V96H123V95H124ZM136 93H137V94H136ZM140 93H141L142 97H143V95H144V96L147 98L148 101L146 100L145 97L142 98V99H141V96H140V99H139V98L137 99V98L135 97V95L138 96V95H140ZM145 93H146V95H148V97L145 95ZM148 93H149L150 95H149ZM16 94H17V95H16ZM62 94H64L65 97L62 96ZM106 94H107V95H106ZM108 94H109V96H108ZM111 94H112V95H111ZM162 94H163V93H162ZM180 94H181L182 97L180 96ZM196 94H197V95H196ZM213 94H214L215 98H213V97H214V96H212ZM10 95H11V96H10ZM15 95H16V96H15ZM20 95H22V96H20ZM31 95H32V96L34 95V97H36L37 99L39 98V99H38L39 102L37 101L36 98H34V97L32 98ZM44 95H45V97H44ZM69 95H70L72 98H71ZM85 95H86L88 98H87ZM91 95H92V96H91ZM99 95H100V96H99ZM103 95H104V97H103V98H104V101L106 100V102H107V100L109 101V99L105 98V96H108V97L111 96V97H113L112 99L110 98L112 101H114L113 99H115V100L119 99V100H117L118 102H117V101H116V102L114 101V102H115L114 104H113L112 101L110 100V101H109V106H108V105H106V104H108V103H106V104H104L105 102H103V104L101 103V102L103 101V98H100V97H102ZM115 95H116V96H115ZM151 95H152V96H151ZM189 95L191 96L190 99L194 98V100H193V99L190 100V99H189ZM3 96H4V97H3ZM9 96H10V98L12 99V101L15 100V101H13V103H12L11 99L9 100V103H8V102H4L5 100L8 101L7 99H9V98H8ZM14 96H15V97H14ZM29 96H30V97H29ZM52 96H53V97H52ZM55 96H56V98H55ZM89 96H90V97H89ZM94 96H96V97H98L99 99H101V101H100L99 99H97L96 97H94ZM164 96H163V97H164ZM175 96H177V97L175 98ZM185 96H186V97H185ZM200 96H201V97L203 96V98H207V99L209 98V100L206 101V99H203L204 101H206V102H203V101H201L202 99L200 98ZM204 96H205V97H204ZM6 97H7V98H6ZM12 97L15 98V99H13ZM40 97H41V99L44 100V103L42 102L43 104H40V101H43V100L40 99ZM57 97H59L60 99H61V97H63L64 99H63V98H62V99L65 100V102H63L62 99L59 101V102H60V106H58V103H59V102H58V100H56ZM67 97L70 98V100H66ZM82 97L88 99L87 101H86L85 99H84V100H85L87 103H89L90 106H88L87 103H83V102H82V99H83ZM133 97H134V98H133ZM138 97H139V96H138ZM179 97H180L181 99H180ZM195 97H196V98H195ZM211 97H212V98H211ZM22 98H23L22 101H23V102L25 101L24 103H23L22 101H20ZM28 98H29V99H28ZM31 98H32L33 100H31ZM44 98H45V99H44ZM59 98H58V99H59ZM93 98H94V100H95V98H96V101H93ZM123 98H124V100H125V99L128 100L129 98L132 99V100L129 99V100L131 101V103H127V102H129V101L125 100V101H127V102H126L127 104L125 103V105H124V102H125V101L120 100V99H123ZM198 98H199V101L197 100ZM3 99H5V100H3ZM26 99H27V100H26ZM35 99H36V100H35ZM89 99H90L91 101H90ZM144 99H145V100H144ZM165 99H166V100H165ZM167 99H169V100L167 101ZM28 100H29V101H28ZM72 100H73V102H71ZM74 100H75V101H74ZM97 100H99V102H98ZM137 100L140 101V102H138ZM141 100H142V101H141ZM178 100H179V101H178ZM210 100H211V101H210ZM26 101H27V107L23 105V104L26 103ZM36 101H37V102H36ZM61 101H62L64 104H63ZM67 101H68V104H67ZM69 101H70V102H69ZM78 101H79V102H78ZM80 101L82 102V104H81ZM85 101H84V102H85ZM121 101H123V103H122ZM144 101H147V102H144ZM185 101H186V102H185ZM191 101H192V102H191ZM193 101H194V103H193ZM197 101H198V102H197ZM16 102L19 103V107H18V104L16 105ZM34 102H35L36 106L38 105V106H40V108H38V106H37V108H36V106H33V107L30 106V105H35ZM96 102H97L98 104H97ZM133 102H134V103H133ZM135 102H136V104H138V105H136ZM137 102H138V103H137ZM161 102H163L164 104L161 103ZM166 102H169V103H171V104L166 103ZM182 102H183V103H182ZM184 102H185V103H184ZM199 102H200V103L202 102V104L199 105V104H200ZM210 102H211V105L209 106V103H210ZM4 103H5V104H4ZM20 103H21V104H20ZM30 103H31V104H30ZM54 103H57V104H54ZM70 103H71V104H70ZM73 103H75V104H73ZM76 103H77V104H76ZM91 103H92V105H91ZM94 103H95V104H94ZM111 103H112V107H115L114 105H116L115 109L112 108V107L110 106ZM119 103H120L121 105H120ZM132 103L134 104V106L132 105L133 107L131 106ZM141 103H143V104H141ZM195 103H196V107H195ZM197 103H198V104H197ZM204 103H205L206 105H208V106H206ZM2 104H3V105H2ZM6 104H7V105H6ZM28 104H29V105H28ZM62 104H63V105H62ZM72 104H73L75 107H76V105H79V106H78V108L76 107V109H75V107H71V106H73ZM118 104H119L121 107H120V106H117ZM4 105L6 106V108H7L8 105H10L11 107L8 106V108L6 109V108L4 107ZM56 105H57V106H56ZM70 105H71V106H70ZM122 105H124V106H122ZM126 105H127V106H126ZM129 105H130L132 108H131ZM135 105L137 106V109H138V110L135 108V107H136ZM140 105H141V106H140ZM197 105H199V106L197 107ZM204 105H205V107H204ZM2 106H3V108H2ZM20 106H21L22 108H21ZM29 106H30V107H29ZM47 106H48L49 108H48ZM55 106H56V107H55ZM62 106H65V108L63 109ZM81 106H82V107H81ZM83 106H84V107L88 106V107L83 108ZM91 106H92V107H91ZM128 106H129V107H128ZM139 106H140V107H139ZM142 106H143L144 109H142ZM145 106H146V107H145ZM162 106H163V107H162ZM172 106H173V107H172ZM193 106H194V107H193ZM201 106H202V108L204 107V108H203V112H204V111H207V112H204V113L200 112V111H201V108H200V109H198V108L201 107ZM23 107H24V108H23ZM28 107H29V108H28ZM46 107H47V108H46ZM51 107H52V108H51ZM60 107H61V108H60ZM68 107H70V108H68ZM79 107H80L81 109L83 108V109H85V110H83V109L81 110ZM89 107H90V108H89ZM93 107H94V108H93ZM97 107H98V108H97ZM107 107H108V109H107ZM118 107H119V108H118ZM158 107H159V108L161 107V109H162V110L164 109V110H163L162 112H158V111H157L158 113H157V112H155V113L160 114V115L162 116L163 112H166V111H172V114L175 116V117L172 116V114H169V113H171V112H169V113H168V116H166V118L163 120V122H164V124H163L164 127H160V128H159L160 130H163V131H162L163 133H165V132L167 131V132H166V135H168L169 132H172V133H171V135L173 134L172 139H171V137H169V136H171V135H169V136H163V135H165V134H163V135L161 134V136L158 135L159 133H162V132H160L159 129H158L159 131L157 130L158 132H156V130L154 129V127H153V128H152V127H151V128L149 127L150 129H148V126H146V127H147L146 130L148 129L151 133H149L148 130L146 131V130L144 129V127H145V125H146L145 123H147L148 120H146V119H145L146 117H144L143 114H140V113L142 112V113H144L145 116H147L148 114H151V112L153 111V109L155 110V109L158 108ZM164 107H165V108H164ZM191 107H192V109H191ZM53 108H54V110H53ZM72 108L75 109V112H74V109H72ZM91 108H92V111H89V112H88L87 110H89V109L91 110ZM96 108H97V109H100V110H97ZM110 108H111L112 110H111ZM147 108H148V109H147ZM5 109H6V110H5ZM20 109H22V110H20ZM27 109H28V110H27ZM78 109H79V110H78ZM94 109H95V110H94ZM103 109H104V110H103ZM128 109H129V110H128ZM131 109L134 111V113H130V112H129V111L133 112ZM161 109H159V110L161 111ZM187 109H188V110H191V111H189V112L186 111V112H185V110H187ZM204 109H205V110H204ZM206 109H208V110H206ZM4 110H5V111H4ZM69 110H71V113H72V114L70 113ZM96 110H97V111H96ZM123 110H121V109L118 110L117 112L120 111V112L118 113V115L121 114V116H122V113H123L122 111H123ZM147 110H148V113L146 112ZM149 110H151V111H149ZM165 110H166V111H165ZM183 110H184V112H182ZM196 110H197V111H196ZM67 111H68V112H67ZM78 111H79V112H80V111H83V112H80V113H81V114H80V113H78ZM86 111H87L88 113H87ZM94 111H95V112H94ZM100 111H101V112H100ZM135 111H136V113H135ZM176 111H177V112L181 111L180 113H183V115L180 114V113H178V114H179V116H178V114H177ZM76 112H77V113H76ZM96 112H97V113H96ZM138 112H140V113H139L140 115L138 114ZM153 112H154V111H153ZM191 112H192V113H191ZM198 112H200V113H198ZM32 113H33V114H32ZM67 113H68V114H67ZM75 113H76V115L78 114L77 116H79V117H76ZM83 113H84L85 115H86V114H87V115L85 116ZM91 113H92V114H91ZM93 113H95L96 115L93 114ZM115 113H116V112H115ZM125 113H123V114H125ZM184 113H185V115H184ZM187 113H188V114H187ZM193 113H194V115H192ZM36 114H37V115H36ZM89 114H91V115H89ZM131 114H134V115L130 116ZM135 114H136V115H135ZM137 114H138V115H137ZM165 114L167 115V112L164 113V115H165ZM186 114H187V115H186ZM206 114H208V115H206ZM34 115H36V116H34ZM39 115H38V116H39ZM72 115L74 116V118H73ZM125 115H127V114H125ZM125 115H124V116H125ZM153 115H154V114H153ZM169 115H171V116H169ZM189 115H190V117H189ZM196 115H197V116H196ZM205 115H206V116H205ZM2 116H0V120L2 119V121L5 120L6 122H12L14 119H15V120H14L13 122H17V121H19V120H17L18 117H14V118H10V119H4V117L2 118ZM80 116H82V117H80ZM87 116H88V117H87ZM121 116L119 115V116H117V117H120V118H121ZM133 116H134L135 118H137V120H139V121H136V119H135ZM140 116H143V117L141 118ZM186 116H188V117L186 118ZM194 116H196V117H194ZM227 116H229V115H227ZM227 116H226V117H221V118H219V120L222 119L221 121H219L218 119H217V120H213L212 122H213L215 125H214L213 123L209 124V125L207 126V127H209L208 129H210V130H212V129H219V128H221V126H222L223 129H224V128H225L224 126H227V127H228V126L230 125V122H231V124H233V125L236 124V123H238V121H239L238 118L240 117V116H239V113H237V115H236V113H235V115H234V114H231L229 117H227ZM236 116H239V117H238L237 119H234ZM83 117H84V118L87 117L88 119L85 120ZM122 117H123V116H122ZM171 117L175 118V120H174L173 118H171ZM191 117H192V118H191ZM16 118H17V119H16ZM67 118H69V116H68ZM78 118H79L80 120L82 119V121H80ZM132 118H133V119H132ZM147 118H148V117H147ZM160 118H163V117H160ZM167 118L172 120V122H171V120H170L171 125H169V126H168V123H169V122L167 121V120H168ZM189 118H190L191 120H190ZM223 118H225V119H224L225 121L223 120ZM227 118H228V119H227ZM231 118H232V119H231ZM3 119H4V120H3ZM72 119H73V120L76 119V120H75L76 122H74V123H76V127H75V124L72 122V121H73ZM118 119H119V118H118ZM118 119H117V120H118ZM142 119H143V120H142ZM186 119H189V120H186ZM192 119H193V120H192ZM229 119H230L231 121H229ZM68 120H70L71 123H70ZM84 120H85V121H84ZM128 120H129V121L131 120V122L133 123V125H134V124H135V125L133 126V125H131L132 123H131V124L128 123ZM133 120H134V121H133ZM140 120H142V121H141L142 123L140 122ZM145 120H146V122H145ZM226 120H227L228 124H227ZM173 121H175V122H173ZM186 121H188V122H186ZM214 121H215V122H214ZM217 121H218L219 123H218ZM236 121H237V122H236ZM167 122H168V123H167ZM189 122H190V123H189ZM191 122H192V123H191ZM220 122H222V123H220ZM78 123H79V125H78ZM138 123H140V124H138ZM143 123H144V125H143ZM172 123H173V124H172ZM181 123H182V124H181ZM223 123H224V124H223ZM123 124H124L126 127H125ZM128 124H129V127L133 126V128H132L131 130L135 129V130H134L135 132H133V131H131V130H130V131L128 130V128H127V127H128ZM176 124H177V125H176ZM179 124H180V125H179ZM183 124H184V125H183ZM220 124H222V125H220ZM72 125H73V128H71ZM130 125H131V126H130ZM138 125H139L141 128H143V130H142ZM174 125H175V126H174ZM210 125H212V126H210ZM213 125H214V126H213ZM218 125H219V126H218ZM33 126H34V125H33ZM35 126H36V125H35ZM35 126H34V127H35ZM142 126H143V127H142ZM182 126H184V127H182ZM230 126H232V125H230ZM30 127H31V126H30ZM74 127L76 128L75 130H74ZM123 127H125V129H126L127 131L131 132L130 134H127V132L125 131L127 137L124 136V135H125L124 132H123V136H122V137L120 136V135H122V134H121L122 130H125ZM136 127H137V128H136ZM168 127H169V128H168ZM172 127H173L174 129L177 127L176 129H177L178 131L175 132L176 129H175V131H173L174 129H173ZM179 127H180V128H179ZM80 128H81V126H80ZM80 128H78V129H80ZM113 128H114V129H113ZM121 128H122V130H121ZM138 128H140V131L138 130ZM161 128H164V129H161ZM165 128H166V129H165ZM171 128H172V129H171ZM211 128H212V129H211ZM228 128H229V127H228ZM31 129H32L33 132H34V133H33V132L30 130V132H31L32 134H36V131H37V133L39 132V130H38L39 128H38V127H36V131H34L35 129H33V127H31ZM78 129H77L76 132H79V133L81 134L82 131H78ZM115 129H116V130H115ZM118 129H120L121 132L117 131ZM129 129H130V128H129ZM136 129H137L138 131H137ZM151 129H152V130H151ZM180 129H181V130L183 129L182 131H184V134L182 135V138H181V134H182V133H181V131L179 132ZM208 129L206 128V130H208ZM111 130H114V133H113V131H111ZM144 130H145L147 133L144 132ZM153 130H155V131H153ZM165 130H166V131H165ZM219 130H220V129H219ZM71 131H70V133H71ZM115 131H117V132L120 133V134L116 133ZM152 131H153L154 133H152ZM195 131H194V132H195ZM227 131H228V132H227ZM227 131H225V132H226L225 134H228L230 131H232V129H230V130L228 129ZM132 132L135 133V134L138 132L137 134H139V133H140V134H139V135L136 134V135L138 136V137H137V136H134L135 134L133 135ZM141 132H142V134H141ZM143 132H144V133H143ZM155 132H156V134H157V136H156L157 139H158V136H159V137H161V138H162V137H166L167 139L169 138V139H171V140L168 139L169 142H165L166 139L163 140V138H162V140H161V138H160V139H158L159 142H158V140H157V143H156L155 140H154V137H150V136H155V135H156ZM178 132H179V133H178ZM4 133H5V132L1 133L0 135L6 137V135H4ZM7 133H8V132H6L5 134H7ZM31 133L25 134L24 136H25V137H28L29 134L31 135ZM79 133H77V134H79ZM148 133H149V135H148ZM174 133L178 134V136H176ZM186 133H187V134H186ZM48 134H49V135H48ZM51 134H52V138H53L57 133L55 134V131L48 132L46 136H51ZM53 134H54V136H53ZM106 134H107V135H106ZM110 134H111V135H110ZM144 134H145V135H144ZM154 134H155V135H154ZM179 134H180V135H179ZM191 134H192V133H191ZM20 135H21V134H20ZM20 135H18V136H20ZM58 135H59V134H58ZM68 135H69V134H68ZM70 135L67 136V134H66L65 136H64V135H59V136H58L59 139H60L62 136H63V137H62L60 140H56V142H53V144L50 146L51 149L49 148V150L46 152L47 154L50 153L49 155H51V157H50V156H49V157H48V156H44L43 153H42L41 155H43V156H41V155L39 154V155L37 156L36 159H35V157H33V158H30V159L24 160L23 162H22V161H21V162H18V163H17V164L19 165L18 167H15L17 164L12 165L13 168L11 167L12 169H10V170L12 171L13 169H16L17 171H16V170H15V171L13 170L12 172L10 171V175H11V177H12V175L14 174V176H15L16 178H17V177L20 178V176H22V175H24V174H27V173L35 172V171H37L39 168H42V167L46 168V167H49V166L53 165L54 162H55V163H56V162L59 163V162L65 161L66 159H67V161H68V160H71V159H75V158L77 157V155H75V153H76V154H79L78 149H76V148H77V144H78V148H79V146L81 145V142L83 143L84 141H80L81 139H79V141H80V145H79V142L76 141V140H78L77 138H79L80 135H74V136H76V139H74V136L71 137ZM141 135H142V137H141ZM184 135H185L186 137H185ZM187 135H188V136H187ZM77 136H79V137H77ZM104 136H105V137H104ZM109 136H111V137H109ZM116 136H117V138L114 140L115 142L111 141V140L114 139ZM147 136H148V139L146 138ZM174 136H175V137H174ZM179 136H180V137H179ZM199 136H200V138H199ZM21 137H23V135H22ZM21 137H20V138H21ZM25 137H23V138H25ZM113 137H114V138H113ZM139 137H140V139H139ZM193 137H194V138H193ZM213 137H215V135H214ZM55 138H56V137H55ZM63 138H64V139H63ZM68 138H69V139H70V138H73V140H75L76 142H74L72 139L69 141ZM118 138H119V139H118ZM137 138H138V139H137ZM142 138H143V139H142ZM149 138H150V139H149ZM156 138H155V139H156ZM186 138H187V141H190L191 143H190V142H187V141H186V142H187V143H186V142L184 141ZM195 138H196V139H195ZM261 138L264 139V135H263ZM17 139H18V138H17ZM21 139H22V138H21ZM65 139H67V141H66ZM107 139H108V140H107ZM124 139H123V140H124ZM132 139H136V140H132ZM173 139H174L175 141H174ZM192 139H193V140H192ZM116 140H117V141H116ZM128 140H129V141H130V140L132 141V142H130V145H131V146H133V145H135V146H134V147H131V146L129 145V143L127 142ZM143 140H145L144 143H143ZM150 140H151V141L154 140V142L152 143V142H150ZM160 140H161V141H160ZM168 140H167V141H168ZM182 140H183V141H182ZM197 140H198V141L200 140V142H197ZM203 140H204V141H203ZM206 140H207V141H206ZM61 141H63V142H61ZM110 141H111L112 143H111ZM134 141H135V143L137 142V144L140 143V142H141V143H140V145H139V144L137 145V144L133 143ZM146 141H147V142H146ZM176 141H178V142L180 141V143H182V146H183L185 149H186L187 146H188L189 148H190L191 146H192V147H191L190 149L187 148L186 151H185V149L181 146V144H179L180 148H179L178 145H177V147H176V146H172L171 144H168V143H174V142H175V144H178V142L176 143ZM205 141H206V142H205ZM70 142H71V143H70ZM77 142H78V143H77ZM161 142H162V144H161ZM163 142L167 143V144H166L167 146H165V143H163ZM196 142H197L198 144H197ZM54 143H56V145H55ZM59 143H60V144H59ZM67 143H68V146L70 145V146H69V147H70L69 149H67V148H68V147H67ZM108 143H107V144H108ZM132 143H133V144H132ZM142 143H143V146L141 145ZM158 143H160V145H161L162 147H161ZM183 143H184V144H183ZM194 143H196L197 146H199V148H198V147L196 146V144H194ZM58 144H59V145H58ZM175 144H173V145H175ZM190 144H192V145H190ZM201 144H200V145H201ZM145 145H146V147H144ZM53 146H55L57 149H55V147H53ZM57 146H58V147H57ZM122 146H124L125 148L122 147ZM136 146H137V147H136ZM163 146H164V147H163ZM168 146H169V147H168ZM171 146H172V147H171ZM195 146H196V148H195ZM52 147L55 149V152H53V153L55 154V157H56V155L58 154V155H57V156H58V159H56V158L54 159V157H53L54 154H52V152H51V151H54V150H52ZM59 147H61V149H60ZM62 147H63V148H62ZM66 147H67V148H66ZM121 147H122V148H121ZM129 147H130L132 150H131ZM141 147H142V148H141ZM64 148H65V150H64ZM73 148H74V149H73ZM135 148H136L137 152H138V150H139L140 153H135V152H136V150L134 151ZM140 148H141V151H142V152L140 151ZM149 148H150V149H149ZM152 148H154L155 150L152 149ZM171 148H172V149H171ZM177 148H178L179 150H178ZM182 148L184 149V152H182ZM197 148H198V149H197ZM202 148H203V149H202ZM206 148H207V149H206ZM59 149L61 150L62 153L60 152ZM72 149H73L74 151H73ZM114 149H118V147H116V148H114ZM127 149H129V150H127ZM147 149H149V150H147ZM167 149H169V151H172V152H169ZM175 149H176V150H175ZM199 149H200V150H199ZM201 149H202V150H201ZM204 149H206V150H204ZM69 150H70V151H69ZM102 150H103V149H102ZM143 150H145V151H143ZM153 150H154V151H153ZM160 150H161V151H162V150H163V151L165 150V152L167 151V153H173V152H175V153H177V154L180 155V159H181L182 155H184L185 157L183 156L184 158H182V160H180V161H181L180 164L182 163V161H184L185 164H189L187 161L190 160L191 158H194V159L196 158L197 160H194V161H196L195 163H194L193 161H191L192 159L190 160L191 162L194 163V164L192 163V164H190V165H194V166L184 165V163H182L181 165H179V167H177L178 165H175L174 168H175V169L177 168L180 172L182 171V172L184 173L185 170H186L187 173L185 172L184 174H182V172L179 174V171H178L177 169H176L177 171L174 170L173 167H172L173 169L171 168V169H169V171H168V169H167V171H166V169H164V171H162V173H161V172H160V173H151V172H153V171H151V170H153V169L155 168V167H154V163H155V161H153V160L155 159V157H157L156 155L158 154V152H159ZM254 150H256V148H255ZM254 150H253V151H254ZM57 151H59V153H58ZM65 151H66V152H65ZM71 151H72L73 153H74V152H75V153L73 154ZM103 151H104V150H103ZM149 151H150L151 153H149ZM152 151H153V152H152ZM193 151H194V152H193ZM56 152H57V154H56ZM67 152H68V154H67ZM70 152H71V153H70ZM97 152L100 154L102 151L100 152V150H98ZM106 152H107V153H106ZM147 152H148V154H146ZM189 152H190V154H191V152H193L191 156H194V157H191L190 154H189ZM198 152H200V153H198ZM46 153H44V154H46ZM60 153H61V154H60ZM105 153H106V154H105ZM183 153H184V154H183ZM71 154H72V155H71ZM113 154L115 155V154H117V152L115 153V152H111V151H110V152L108 153V151L105 150V152L101 153V155L99 156L100 160H99V158H98V160L101 161V160L106 159V158L110 159L111 157L114 156ZM188 154H189V155H188ZM193 154H194V155H193ZM59 155H62V158H64V159L59 158V157H61V156H59ZM74 155H75V158H73ZM102 155H103V157H102ZM109 155H111V156H109ZM200 155H201V156H200ZM40 156H41V158L44 159V160H42L41 158H39ZM149 156H152V160H151V157H149ZM186 156H190V157L187 158ZM195 156H196V157H195ZM197 156H199L200 158L197 157ZM43 157H44V158H43ZM46 157H47V159H48L49 161H51L52 163H49L48 161H45V160H46ZM148 157H149V158H148ZM38 158H39V159H38ZM49 158H51V159H49ZM68 158H69V159H68ZM146 158H147V160H146ZM185 158H187V159L185 160ZM34 159H35V160H34ZM59 159H60L61 161H60ZM108 159H107V160H108ZM123 159H125V160H123ZM203 159H204V158H202V161H201L200 163L203 162ZM53 160H55V161H53ZM98 160H95L94 162H95V163H99ZM118 160H119V162H118ZM148 160L151 161V162H149ZM158 160H159V159H158ZM198 160H199V161H198ZM25 161H27L26 163H31V165L28 164V166H30V167H28V169L26 168L27 165L25 164ZM28 161H30V162H28ZM31 161H33V162H31ZM44 161H45V162H44ZM109 161H110V160H109ZM115 161H117V162L114 163ZM139 161H145V163L148 161L149 163L144 164V163L142 162L141 164H143V165H145V166H143V165L138 166L139 163H140ZM46 162H47L49 165H48ZM19 163H20V164L22 163L23 165L21 164V166H22V167L25 166V167H24V168H21ZM40 163H41V164H40ZM151 163H152V164H151ZM203 163H205V162H203ZM42 164H43L44 166H42ZM111 164H112V165H111ZM149 164H151V165H153V166H150ZM40 165H41V167H40ZM45 165H46V166H45ZM108 165H109V167L106 168V166H108ZM147 165L150 166V168L147 167ZM32 166H33V167H32ZM34 166H36V167L34 168ZM128 166L130 167V168H129V171L131 170V173H129L127 170H125V168L127 169ZM169 166H172V165H169ZM181 166H183V170H181V169H182V168H180ZM184 166H186V167L188 166V169L185 168ZM195 166H196V168H195ZM14 167H15V168H14ZM38 167H39V168H38ZM132 167H133L134 169H133ZM140 167H141V168H140ZM152 167H154V168H152ZM19 168H20V169H19ZM29 168H30L31 170H30ZM32 168H34V170H33ZM36 168H38V169L36 170ZM64 168H66V167H63V169H64ZM151 168H152V169H151ZM167 168H169V167H167ZM184 168H185V170H184ZM191 168H192V169H191ZM22 169H23V170H22ZM24 169H25V170H24ZM132 169H133V170H132ZM138 169H142V170H138ZM143 169H145V170H143ZM150 169H151V170H150ZM190 169H191V171L189 172ZM222 170H223V169H222ZM18 171H19V173H18ZM23 171H24V173H23V174H20V173L23 172ZM117 171H118V172H117ZM119 171H120V173H119ZM132 171H137L136 173H138V172L140 171L141 173L139 172L138 174L135 175L134 172H132ZM146 171H147V172H146ZM171 171H172L174 174H176L175 177H174L173 174H172L173 176H172L171 174H168V173L171 172ZM219 171H220V172H219ZM13 172H14V173H13ZM15 172H17V173L15 174ZM126 172H127L128 174H126ZM144 172H146V175L143 174ZM191 172H193L194 174H192ZM216 172H217V173H216ZM163 173H164V174H163ZM188 173H191V174H189V175L191 176V177H190L191 180L188 179V177H189ZM4 174H5L6 176H5ZM19 174H20V175H19ZM116 174H113V175L116 176ZM152 174H153V175H152ZM161 174H162V175H161ZM181 174L184 176V179H183V176H181ZM185 174H186V176H185ZM0 175L2 176V177L0 176V181H1V179H5V178H7V174L4 173V172H2V171H0ZM140 175H141V177H140ZM179 175L181 176L180 178H179ZM192 175H193V177H192ZM14 176H13V178H14ZM145 176H146V177H145ZM165 176L167 177V179L165 178ZM187 176H188V177H187ZM202 176H203V177H202ZM206 176H207V177H206ZM169 177H171L172 179L169 178ZM173 177H174V178H173ZM177 177H178L179 179H178ZM186 177H187V179H185ZM194 177H195V181L192 180V178L194 179ZM124 178H125V180H124ZM133 178H134V180H133ZM138 178H139V179H138ZM140 178H141V179H140ZM142 178H143V179H142ZM154 178H155V179H154ZM160 178H161V179H160ZM181 178H182L183 180H181ZM14 179H15V178H14ZM119 179H120V178H119ZM121 179H120V181H121ZM131 179H132V181H131ZM145 179H146L147 181H146ZM150 179H151V180H150ZM152 179H153V180H152ZM173 179H175V182H177V183H175ZM142 180H143V181H142ZM156 180H157V181H156ZM158 180H159V181H158ZM184 180H185V183H186V184L183 182ZM196 180H197V182H196ZM200 180H201V181H200ZM148 181H149L150 183H149ZM151 181H152V182H151ZM153 181H154V182H153ZM155 181H156L157 184H158V183H159V184L157 185V184L155 183ZM190 181H191V182H190ZM192 181H194V182H192ZM199 181H200V182H199ZM124 182H125V183H124ZM160 182H161V183H160ZM182 182H183V183H182ZM134 183H135V184H134ZM166 183H168L169 185L172 184L171 186H169V187H171V188H169V187H168V184H166ZM173 183H175V184H177V185H175V184H173ZM181 183H182V184H185V185L182 186ZM188 183H189L190 185H189ZM129 184H131V185H129ZM149 184H150V185H149ZM155 184H156V185H155ZM160 184H161L162 187L159 186ZM162 184H163V185H162ZM180 184H181V185H180ZM226 184H227V185H226ZM127 185H128V186H127ZM133 185H134V186L136 185L135 187H136L137 189H136ZM164 185H166V188L163 187ZM173 185L175 186L174 188L172 187ZM187 185H188L189 187H188ZM195 185H196V186H195ZM225 185H226V187H225ZM130 186H133V187H130ZM141 186H143V189H144V190H142V191H141V190H138V188H139V189H142ZM146 186H148V187H146ZM178 186H179V188H178ZM180 186H181L182 188H181ZM185 186H187V187L189 188V191H190V192L187 190L188 188L185 187ZM157 187H158V188H157ZM221 187H222V188H221ZM129 188H130V189H129ZM149 188H150V190H151L152 192L149 190ZM155 188H156V189H155ZM161 188H162L163 190H162ZM176 188H177V190H176ZM185 188H186V189H185ZM227 188H226V189H227ZM135 189H136V190H135ZM180 189H181V190H180ZM182 189H185V190H183L184 192H185V191H188V193L185 192V194H188V195H189V196L187 195L188 197L185 196L186 201H185V199L182 200V201H184V202H187V203H188V201L190 200V197H192V198H196L197 196L199 197L198 199H197V198L195 199V200H197L196 202H194L195 205H193V204H194V203H193L192 205H190V206H192V207L188 206L189 209H188V207H185L184 209L187 208L186 210H184V209L181 210V211L184 213V212H186L187 210L189 211L190 208H191V210L189 211V213H186V215L190 214L189 216H190L191 218H190L189 216L187 217V216L185 215V213H184L185 216H184L183 214H182L183 216H181V215H180V214H181L180 211H179L180 214H178V210H177L178 207H177V206L180 207L181 205L183 206V204H182V202H180V201H175V200H177V199H176V197H174V196L176 195L175 193H177V194H179V192L184 193V192L182 191ZM137 190H138V192H137ZM168 190H169V191L172 190L173 192H172V191H171V192H172L173 194H169V193H168V192H169ZM215 190H217V191H215ZM139 191H140V192H139ZM155 192L157 193V195H156ZM158 192H159V194H158ZM162 192H163V194H162ZM59 193H60V194H59ZM139 193H140L142 196H141ZM152 193H153L154 195H153ZM160 193H161L162 195H161ZM196 193L199 194V195H197ZM195 194H196L197 196H196ZM211 194H212V195H211ZM222 194L224 195V193H221V195L217 194L216 198H217L218 200L222 199V196H223ZM101 195H102V196H101ZM105 195H106V196H105ZM152 195H153V197H152ZM158 195H159V196H158ZM167 195H168V196H167ZM169 195H171V197L173 196L174 198H173V197H172V198H169ZM192 195H193V196L195 195V197H193ZM206 195H207L208 198L206 197ZM109 196H110V197H109ZM156 196H157V197H156ZM166 196L169 198V200L166 199V198H167ZM53 197H54V199H53ZM108 197H109V198H108ZM148 197H149V198H148ZM205 197H206V198H205ZM105 198H106V199H105ZM163 198H164V200H163V201H164V204L162 203V200H160V199H163ZM102 199H103V201H102ZM108 199H109V201H108ZM187 199H188V201H187ZM204 199H205V200H204ZM97 200H98V201H97ZM104 200H105V201H104ZM166 200H168V203L165 202ZM47 201H48V202H47ZM160 201H161V202H160ZM171 201H172V202H171ZM61 202H62V203H61ZM85 202L87 203L86 206H85ZM178 202H179V204H178ZM184 202H183V203H184ZM81 203H83V204H81ZM96 203H97V204H96ZM187 203H185V205H186ZM54 204H55V205H54ZM26 205L29 206L28 204H25V205H23L22 207H27ZM56 205H57V206H56ZM61 205H62V207H61ZM82 205H83V206H82ZM164 205H165V206H164ZM69 206H71L72 208H74V210L71 209ZM95 206H96V208H98V209L94 208ZM97 206H98V207H97ZM100 206L103 207V209L100 208ZM193 206H194V207H193ZM196 206H197V207L199 206V208H195ZM167 207H168V208H167ZM171 207H172V208H171ZM176 207H177V208H176ZM212 207H213V208H212ZM228 207H229V206H228ZM228 207H227V208H228ZM63 208H66V209H64V210H66V211H68V212L70 211V213L65 212V211L63 210ZM67 208H68V209H67ZM194 208H195L196 210H195ZM93 209H94V210H93ZM99 209H100L101 211H99ZM192 209H194V210H192ZM201 209H202V210H201ZM45 210H44V211H45ZM62 210H63L64 212H63ZM71 210H72V211H71ZM91 210H93L92 212H94V214H96V215H94V214L91 212ZM157 210H159V211H157ZM174 210H175V211H174ZM216 210L218 211V213H217ZM222 210H223V211H222ZM226 210H227V209H226ZM52 211H53V212H52ZM97 211H98V212H97ZM126 211H128V213H126ZM188 211H187V212H188ZM193 211H195V212H193ZM209 211L212 212V213L209 214V213H210ZM99 212H101V213H99ZM103 212H104V214H103ZM151 212H155L156 214L151 213ZM168 212H171V213H168ZM175 212H176V214H175ZM196 212H197L198 214H197ZM214 212H216V213L218 214V217H217L216 213L214 214ZM65 213H66V214L68 213V214L65 216ZM123 213H124V214H123ZM150 213H151V215H150ZM157 213H158V214H157ZM165 213H166V215H165ZM82 214H84V215H82ZM85 214H86L87 217H83V216H85ZM87 214H88V215H87ZM89 214H90L91 216H90ZM127 214H128V215H127ZM152 214H153V215H152ZM171 214H173V216H175V217H176V215H177V217L175 218V217H173ZM212 214H213V215H212ZM40 215H41V214H40ZM40 215H38V216H40ZM100 215H103V217L100 216ZM104 215H106L105 218H106L107 220L104 218ZM167 215H168V216H167ZM210 215H211L213 218L210 217ZM214 215H215V216H214ZM219 215H220V216H219ZM221 215L223 216V218L225 217L224 220H223V218H221V217H222ZM55 216H56V217H55ZM88 216H89V217H88ZM95 216H97V217H95ZM98 216H99V217H98ZM127 216H128V218H127ZM144 216H145V217H144ZM147 216H148V217H147ZM153 216H154V217H153ZM180 216H181V217H180ZM50 217H51V218H50ZM123 217H124V218L126 217V218L124 219ZM142 217H143V218H142ZM146 217H147V218H146ZM166 217H167V218H166ZM178 217H179V218H178ZM183 217H184V218H183ZM194 217H195V218H194ZM215 217H216V218H215ZM219 217H220V218H219ZM34 218H35V217H33V219H34ZM84 218H85V219H84ZM93 218H94V219L97 218V219L94 220ZM98 218H99V219H98ZM102 218H104V221L102 220ZM171 218H172V219H171ZM196 218H197V219H196ZM214 218H215V219H214ZM52 219H53V218H52ZM86 219H88V222H87ZM115 219L118 220V221H114ZM143 219H144V220H143ZM152 219L155 220V221H152ZM167 219H168V221H167ZM173 219H175V220H173ZM177 219H179V220H177ZM180 219H181V220H180ZM195 219H196L197 223H196V221H194ZM217 219H218V220H217ZM219 219H222V220H219ZM236 219H238V220H236ZM30 220H32V218H31ZM46 220H47V219H46ZM46 220H44V222H46ZM62 220H63V221L65 220V221L63 222ZM85 220H86V221H85ZM120 220H121V221H120ZM125 220H126V221H125ZM129 220H130V221H129ZM136 220H137V221H136ZM147 220L150 221V222H148ZM169 220H171V221L173 220V221L171 222V221H169ZM184 220H185V222H184ZM187 220H189V222H187ZM191 220H192V221H191ZM241 220H242V221H241ZM49 221H50V220H49ZM60 221H61V223H60ZM76 221H77V222H76ZM100 221H101V222H100ZM110 221H111V223L113 224V226H112L111 229L109 228V226H108V227L106 226L108 223H110ZM145 221H146V222H145ZM156 221H157V222H156ZM175 221H176V222H175ZM198 221H200V222H198ZM208 221L211 222V223H209ZM220 221H222V222L225 221L226 224H225V222H224V223H222L223 226H221L222 224L219 223ZM44 222H43V223H44ZM90 222H92V224H91ZM98 222L101 223V224H99ZM105 222H106L107 224H106ZM115 222H116V223H115ZM118 222H119L120 224H119ZM152 222H153V223H152ZM169 222H171V223H169ZM182 222H184V224H183ZM193 222H194V227H192V226H193ZM227 222H228V224L230 225V228H229V225H227ZM233 222H235L236 224L233 223ZM240 222H241V223H240ZM48 223H49V222L47 221V225L42 224V228L37 229L36 231H33V232L29 233V234H28V235H29V238H34V237H38L39 235H41V233H38V231H39V230H40V232L43 231V229H44L45 226H51V227H52V225H51L50 223H49V225H48ZM67 223H68V224H67ZM74 223H72V225H73ZM86 223H87V227H86ZM96 223H97V224H96ZM102 223H104V224H102ZM111 223H110V224H111ZM117 223H118V224H117ZM140 223H141V224H140ZM155 223H159V224H155ZM173 223H175V226L180 225V224H181L182 226L180 225V226H179L180 228H179L178 226L175 227L174 225H172ZM208 223H209V224H208ZM239 223H240V226H239ZM151 224H152V225L155 224V225L150 226ZM185 224L187 225V227H186ZM189 224H191L192 226L189 225ZM219 224H221V225H219ZM224 224H225L227 227L224 226ZM92 225H93V226H92ZM94 225H95V227H94ZM103 225H104V226H103ZM136 225H138V226L140 227V229L137 230V233H136V228H139V227H136ZM143 225H144V227H143ZM157 225H158L159 227H158ZM162 225H163V226L165 225L166 228L163 227ZM234 225H236L235 227L238 228V229H236V228L234 227ZM256 225H257V226H256ZM82 226H84V227H82ZM90 226H91V227H90ZM98 226H100L101 228L98 227ZM102 226H103V227H102ZM105 226H106L107 229H109V230H107V229L105 228ZM147 226H150V227H147ZM154 226L156 227V229H155ZM188 226H189V229L191 228L190 230L188 229ZM190 226H191V227H190ZM210 226H211V229H210ZM215 226H216V228L218 229L217 231H215V230H216V229H215ZM232 226H233V227H232ZM238 226H239V227H238ZM243 226H244V227H243ZM246 226H247V227H246ZM249 226H250V228H249ZM252 226H256V227H254L255 230H250L251 228L254 229ZM258 226H259V227H258ZM114 227H116V228H115V231H114V229H113ZM141 227H142L143 229H142ZM181 227H182V228H181ZM185 227H186V228H185ZM223 227H225V228H223ZM240 227H241V229H240ZM242 227H243V228H242ZM245 227H246V228H245ZM77 228H78V229H77ZM82 228H83V229L86 228L87 230L84 229V231L81 233L80 229L82 230ZM90 228H91V229H90ZM95 228H96V229H95ZM99 228H100V229H99ZM104 228H105L106 230H105ZM148 228H151V229L153 228V229H152V231H151L150 229H149V231H147V232L144 231L145 233H148V234H149V235H148V234L144 235V236L147 237V238H146V237L144 238L143 235H142V233L145 234V233L143 232V230H148ZM212 228H214V229H212ZM247 228H248L249 230H246ZM93 229H95V231H94ZM98 229H99L103 234H102L100 231H98ZM158 229H159V230H158ZM160 229L162 230V232H161ZM180 229H182V230H180ZM185 229H188L189 231H188V230H185ZM72 230H74V229H72ZM78 230H79L80 232H79ZM91 230H92V232L90 233ZM103 230H104L105 232H104ZM139 230H140V231H139ZM156 230H158V231H156ZM212 230H213V232H212ZM238 230L241 231V234H240V232H239ZM86 231H87V232H86ZM96 231H98L99 234L101 233L102 235H101V234L99 235L98 233H96ZM107 231H108V232H107ZM113 231H114V232H113ZM154 231H155V232H154ZM159 231H160V232H159ZM175 231H176V232H175ZM180 231H181V232H180ZM219 231H221V232H219ZM244 231H245V232H244ZM246 231H249V233L246 232ZM250 231H251L252 233H251ZM253 231H255V232H253ZM36 232H37V233H36ZM72 232H73V233H72ZM77 232H79V233H77ZM88 232H89L91 235L88 234ZM110 232H113V233L111 234ZM152 232H154V233H152ZM218 232H219L220 234H219ZM222 232H223V233H222ZM225 232H226V233H225ZM234 232H235L236 234H235ZM243 232H244L245 234H243ZM256 232H257V234H256ZM32 233L35 234V235L32 236V235H33ZM74 233H75V236H74ZM85 233H86V235L88 234V236H87L88 242H87V240H86V235H83V234H85ZM92 233H95V234L93 235ZM158 233H159V236L161 235L160 238H158V237H159V236L157 235ZM166 233L169 234V235H165ZM174 233H175V235H174ZM179 233H181V234H183V235H181V234H179ZM188 233H191V234H188ZM246 233H247V234H246ZM261 233H262V234H261ZM31 234H32V235H31ZM36 234H37V235H36ZM68 234H69V235H68ZM76 234H77V235H76ZM97 234H98V236H97ZM110 234L112 235L113 238L110 237V236H111ZM132 234H129V235H132ZM221 234H222V235H221ZM224 234H225V235H224ZM234 234H235V235H234ZM239 234H240V235H239ZM28 235H27L26 238H28ZM30 235H31V237H30ZM80 235H81L82 238H84V239H82V240H83V241L86 240V242L88 243V244H87V243L85 242V243L87 244V247H86V245H83V241L81 240V237L79 238ZM103 235H104V236H103ZM108 235H110V236H108ZM129 235H128V236H129ZM141 235H142V236H141ZM155 235H157V236H155ZM172 235H173V237H172ZM180 235H181V236H180ZM219 235H221V236H219ZM237 235H238V236H237ZM241 235H242V236H241ZM255 235H256V236H255ZM67 236H68L69 238H68ZM96 236H97V237H96ZM107 236H108V237H107ZM137 236H138L139 238H138ZM162 236H163V237H162ZM167 236H171V238H169V237H167ZM182 236H183V237L185 236V237L182 238ZM190 236H191V237H190ZM212 236H213V237H212ZM230 236H231V237H230ZM244 236H247V237H244ZM75 237H76V238H75ZM90 237H91V238H90ZM98 237H102L103 239H102V238H98ZM136 237H137V238H136ZM148 237H149V238H148ZM164 237H165V238H164ZM174 237H175V238H174ZM217 237H218V239H216ZM243 237H244V238H243ZM65 238H66V239H65ZM78 238H79V239H78ZM97 238L100 239V240H96ZM106 238H108V239H106ZM123 238H125L126 240L129 239V242H127L126 240H123ZM133 238H135V239L133 240ZM166 238H167V239H166ZM172 238L175 239V240L172 241ZM176 238H178L179 240H177ZM185 238H186V239H185ZM209 238H210V239H209ZM214 238H215V239H214ZM227 238H225V239H226L225 241L228 240ZM237 238H238V239H237ZM64 239H65V240H64ZM77 239H78L80 242H79ZM90 239H91V242L89 241ZM92 239H93V240H92ZM112 239H114V241H113ZM118 239H119V240H118ZM136 239H139V240H136ZM146 239L149 240V241H148L149 243L147 242ZM165 239H166V240H165ZM219 239L222 240L223 244L221 243V240H220V242H219ZM246 239H247V240H246ZM253 239H254L255 242L253 241ZM94 240H95V241H98V242H93ZM103 240H105V241H107V242L109 241V242L107 243V242H104ZM110 240H111V242H110ZM115 240H116V241H115ZM117 240L119 241V243H118ZM120 240H121V243H120ZM132 240H133L134 242H135V241H136V242L134 243ZM152 240L155 242V244H156L157 246L154 244V242H153ZM164 240H165V241H164ZM176 240H177V241H176ZM183 240H184V241H183ZM186 240H187V241H186ZM188 240H190V241H188ZM214 240H216V241L214 242ZM238 240H239V241H238ZM51 241H52V243H51ZM69 241H70V242H69ZM99 241H101L102 243L99 242ZM124 241H125L126 243H128L129 246H127V244H125ZM143 241H144V244H145V245H146V243H147L146 246H142ZM156 241H157V242H156ZM167 241H168V242H171L172 244H171V243L168 244ZM179 241H180V242H179ZM240 241H241L242 243H241ZM131 242H133V244L136 245L137 250H136V247H135V248L132 247L133 244H132ZM176 242H178L177 245H178L179 247L176 245ZM182 242H183V244H182L181 247H180V243H182ZM216 242H217V243H216ZM72 243H73V245H72ZM85 243H84V244H85ZM103 243H107V244H103ZM115 243H116V244H115ZM117 243H118V245H117ZM129 243H131V245H130ZM136 243H139V244H136ZM159 243L161 244L160 246H159ZM166 243H167V244H166ZM173 243H174L175 245H174ZM50 244H51V245H50ZM52 244H56V246H54V245H52ZM119 244H121V246H120ZM123 244H124V246L126 245L124 248H123ZM140 244H141V245H140ZM81 245H82V246H81ZM95 245H96V246H95ZM97 245H98V246H97ZM99 245H100V246H99ZM106 245H107L108 247H107ZM114 245H117V246H114ZM137 245H138L140 248H141V247H147V246H150V247H152V248L155 249V254L153 255V257H151L149 260H147V261H145V262H144V261H143V262H139V263H138V262H134V261L137 259L136 256H138V253H137V252H138V250H139V247H138ZM168 245H169V247H168ZM13 246H14V249L16 250V253H14V252H15L14 249H13V251L9 250V247H10V249H11ZM51 246H53V247H51ZM47 247H48V251H50L51 248H53V249L49 252V254H48V252H47ZM49 247H51V248H49ZM54 247H55V248H54ZM106 247H107V248H106ZM126 247H127V248H126ZM155 247H156V248H155ZM162 247H163V250H164V251L161 250ZM164 247H165V249H164ZM167 247H168V248H167ZM176 247H177V249H176ZM16 248H17V249H16ZM36 248H37V250H36ZM57 248H58V247H57ZM72 248H73V249H72ZM85 248H86V249H85ZM105 248H106V250H105ZM109 248H111V250H109ZM128 248H129L130 250H129ZM133 248H134V249H133ZM174 248H175V249H174ZM178 248H179V249H178ZM200 248H201V247H200ZM239 248H240V251L238 252ZM41 249H42V250H41ZM74 249H76L75 252L73 251ZM121 249H122V250H121ZM156 249H157L158 251H157ZM159 249H160V250H159ZM1 250H2V252H1ZM8 250H9V251H8ZM20 250H21V251H20ZM35 250H36V251H35ZM57 250H58V251H57ZM60 250H61V251H60ZM68 250H69V251H68ZM77 250H78V252H77ZM112 250H113V251H112ZM3 251H4V252H3ZM5 251H7L6 255H5ZM18 251H19L20 254H18ZM34 251H35V252H34ZM45 251H46V254H48V255H47V256H48V259H47L46 256H45V255H46V254L44 253ZM52 251H53V252H52ZM71 251H73V253H72ZM79 251H80V253H79ZM115 251H117V252H115ZM123 251H124V252H123ZM128 251H129V252H128ZM166 251H167V252H166ZM8 252H9L10 255L8 254ZM11 252H13L12 255H11ZM21 252H22L23 255L21 254ZM30 252H32V255H31ZM40 252H41V254H40ZM60 252H61V253H60ZM85 252H86V253H85ZM101 252H102V253H101ZM114 252H115V253H114ZM121 252H122V254H120ZM131 252H132V253H131ZM171 252H172V253H171ZM3 253H4V254H3ZM28 253H29V254H28ZM42 253H44V254L42 255ZM53 253H54V254H53ZM58 253H60V254H58ZM62 253H63V256H65L66 258H65V257H63V259L61 258V257H62ZM87 253H88V254H87ZM93 253H94V254H93ZM100 253L102 254L101 257H100V255H101ZM117 253H118V254H117ZM123 253H124L126 256H124ZM133 253H135V254H133ZM238 253H239L240 255H239ZM36 254H37V255H36ZM50 254L52 255V257H51ZM55 254L58 255V256L60 255V257H58L59 259H57V257H55ZM99 254H100V255H99ZM127 254H130L129 256L131 257V259H130L129 256L127 257ZM136 254H137V255H136ZM235 254H237V255H235ZM18 255H19V256H18ZM21 255H22V256H21ZM35 255H36L37 257H36ZM49 255H50L51 258L49 257ZM53 255H54V256H53ZM94 255H95V256H94ZM98 255H99V256H98ZM108 255H109L110 257H108ZM234 255H235L236 257H235ZM10 256H11V257H10ZM15 256H16V257H15ZM25 256H26V257H25ZM44 256H45V257H44ZM115 256H116V257H115ZM117 256H118V257H117ZM239 256H240V258H239ZM24 257H25L26 259H25ZM27 257H28V259L30 258L29 261H27ZM39 257H41L40 259H43V258H44L45 261H43L44 259L40 261ZM42 257H43V258H42ZM121 257H122V259H120ZM125 257H126V258H125ZM133 257H134V258H133ZM233 257H234V258H233ZM237 257H238L240 260H239ZM20 258H21V259H20ZM49 258H50V260H49ZM111 258H112V259H111ZM114 258H115V260H113ZM236 258H237V260H236ZM247 258H248V259H247ZM23 259H24V260H23ZM46 259H47L48 261H46ZM97 259H98V261H96ZM106 259H108V261H107ZM16 260H17L18 262H17ZM38 260H39V261H38ZM137 260H138V259H137ZM161 260H163V259H161ZM238 260H239V261H238ZM242 260H243V262H242ZM24 261H25V262H24ZM37 261H38V262H37ZM95 261H96V262H95ZM111 261H113V262H111ZM227 261H226V262H227ZM260 261H261V262H260ZM30 262H31V263H30ZM42 262H43V263H42ZM45 262H46V263H45ZM54 262H55V263H54ZM133 262H134V263H133ZM244 262H246V263H244ZM250 262H251V263H250ZM257 263H258V262H257ZM259 263H258V264H259ZM227 264H228V263H227Z\"/></svg>",
  "mask_w": 264,
  "mask_h": 264
}]
</instances>
